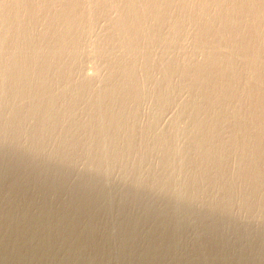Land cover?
<instances>
[{"label":"rangeland","instance_id":"1","mask_svg":"<svg viewBox=\"0 0 264 264\" xmlns=\"http://www.w3.org/2000/svg\"><path fill=\"white\" fill-rule=\"evenodd\" d=\"M89 1H91V2H89ZM89 1L85 0L86 3L84 4V8L86 9V11L84 10L85 13L83 14V16H86V14H87V16L89 15L90 17L88 18L86 16V17L80 18V20L83 18L86 20V22H84V23H83V21H85V20H81V21L79 20V22H78L77 19H74V21L75 20H77V21L73 22L72 15H69L70 13H67L69 16H67V14H65L66 12H63L64 14H62V12H61L62 10H60V8H62L60 6L61 5L60 2L58 3V1H54V2H57L59 4L60 7L58 8L57 3H54V2L52 3L51 1H49L48 3L44 2L45 4L47 3L46 5L48 7L46 9V7H45L46 5H44V11L49 10L47 12L51 13V15L48 13L49 16H51V17L49 18L48 15L44 16V14H43L44 18H42V21L41 22L39 21V22H37V24L34 25V27L36 29H38V31L33 29L34 27L32 28L34 31L31 29L30 30L28 29L29 31L23 30L26 28L22 29V32H23L22 34L23 35L25 34L24 37H26V35H27V37L33 36L35 39V38H39V37L41 38L43 36L42 34L46 30V27H50V26L53 27L51 29H55V32L60 33L59 36L60 35L62 36L64 34H66L67 32H70V31L65 30L68 28V25L70 26V29H71L70 34L73 32L71 34L72 38L75 37V38L71 39V41L73 40L75 42V44L73 41L72 42L71 41H68V42L63 41V42H66L69 44L71 43V46L74 45L73 47L70 48L69 44L65 43L67 45L66 46L62 42H60V44L61 45L64 44L65 47L63 45H62L63 47L61 45H58L59 41H61V40L57 39L58 37H55V39H54L53 35H49L50 37L47 36L49 39L46 37L47 41L46 40L45 41L48 42L46 44L48 45L50 43V45H48V46L45 44V41L43 42L45 37L41 38L42 41H40V43H41L40 47H39L40 52L50 51L52 49L51 46H53L51 43L53 42V44H54V40H55L56 44L58 43L55 46H57V48L60 51H62V53H63L62 57L58 60L59 67H58V65L56 66V69L58 71L55 69L50 70L52 72L54 71L52 73L49 70H48L49 71L48 72L47 69H44V70H46L44 72V70L42 69V70H40L41 73L39 72L37 74V71H39V70H36L33 67L31 69L30 65L33 63H30V62L32 61L31 59H32V56L34 55V53L31 54L32 56L29 55L30 57L27 56L26 54H28V53L30 54L32 52V50L34 49V48H32L33 47L32 44L25 43L26 44V46H25V44H22L23 42L22 43L18 42L13 47L15 50L10 49L9 47H6V45H4L3 47H0V50H2L3 53H6L5 58H4V56L2 55L3 53H1V51H0V53H1L0 57L2 56L1 60H0V66L3 65V64H1L3 62H4L3 66H5L6 64L10 65V71H12L11 75H15V73H17V71L21 67L27 68V70H26L27 72L25 73L26 79L23 76L22 79L19 78V79H17L18 81L16 80L18 83V89L21 88V86L25 84L26 80L33 79L34 76L37 77V76H39V74H40V76L42 75L41 77L39 76V78H40V79H38L39 82L37 81L38 77L37 78L35 77L36 79H33L34 82L37 81V83L40 84V80L42 79L46 85L49 83L47 85L48 89L47 90L43 89V91L41 90L42 92L40 91L39 88H37V87H39V85L36 84L35 87L37 89L33 88L34 86H32L30 89H28L29 91L25 89V91H21L22 93L20 92L21 95L26 94V96L22 95V97H21V95L20 94L18 95V93L15 94V96H14V90L15 91L17 90V87H15L14 85H17V83H15V84H13V82H11L12 84L10 82L7 83V81L4 80V77L2 75H0L1 76L0 77V82H1L0 84L3 83V85H0V90H1L0 94H3L4 96H6L5 97L6 99H3L4 96H3L2 100L0 99L1 100L0 104H2V102H3V104H5V102H6V104H5L6 107L4 106L5 108L3 106L0 107V110H1L0 111V122H2V125L0 124L1 125V127H0V136H1L0 140H2V142H3L2 143L0 141V145L3 144L2 145L3 148L0 146V264H264V175H263L264 171H262V168H264V161L261 160L264 158V150H263L264 148H260L261 144L264 147V139H262V137L264 138V131H263L264 130L263 129L264 128V123H263L264 122V119H263L264 118V105H263V103H264L263 102V100H264V96H263L264 95V90H263L264 89V76H263L264 73H262V72H264V70H263L264 69L263 68L264 63H263L262 67H261L262 62H261V65L257 64L255 66V68L260 67L259 70L257 68H256L257 70L252 69L253 71H251V68L246 69V71L247 70L251 71L253 76H255L254 72H256V74H258L257 78L262 77V79H263V80H261V78H258V80H260V82H262V83L258 82L256 86L254 85L260 91L258 92V90L254 87L256 92L254 91V89L250 92H253L255 94L250 93V95H247L248 97H253L251 99L249 98V100L252 104V102H253L252 100L255 99L256 96L260 97V95L263 94L262 95L263 97L261 96V98H262L261 101L263 103L260 102V104H259L260 107H259V105H256L257 107H259V110L257 107L254 108L255 110L257 108L256 111H254V109L252 107H251L252 109H250V106H253V104L252 105L250 104V106L248 105V102H249V101H247L248 97H247V99L246 98L244 99L247 101L248 107L246 106V102L245 103L243 102V106L245 104L246 108H240L239 107V109H240L239 110L237 107L242 106L241 105L242 103L239 101V104H240L239 105L238 103H235L234 102L235 99L232 98L230 103H227V106L225 105V107H223L224 110H227L224 112V114L225 115L227 114L229 116V118L227 115H226L227 117L224 116L227 118V119L226 118L225 119L231 120V118H232V121L228 120L229 121L228 122L226 120H223L224 122H222V120H221V123H222L221 126H219L221 124L220 122H219L220 124L218 123L219 125L212 122L213 124H215V125H213L211 123V121L214 120L216 108H217L218 112L221 109L220 105L217 106V103L220 104V102L219 101L214 102L216 98H215V96H213V94H215V93L218 94V92H217L218 90L214 89V90H216L215 93L213 92L214 90H212V91L210 90V92L212 94L209 93V95H205V96H204V94H202V96H200L201 94L198 93L200 91H198L199 88H198V86H196L197 85L196 80L190 81L188 79L189 81L185 82V79H187V78L182 77L183 75H181L182 73L179 70L175 71L171 67L165 68L168 73L166 72V70H164L163 63H164V60L166 58L169 59V63H171V61L174 62L171 64V66H173L175 63L177 65V63H180V62L181 63L184 62V65H186L187 60H185V59L186 58L190 59V57L193 59L195 57L194 60L197 59L196 61H198V62H203V61L205 62V60H203V59H205L204 57H206V54L208 56V53H209V55H210V53L212 54V55H210V57H212L215 54L219 58L221 55L220 54V48L218 47L219 48L218 49L215 46V44H213V43H210V46L213 44L212 46H215V48L218 50H215V48L213 49V47L212 46L210 47L209 44L207 46V42L204 44H199V45L196 44L197 46H195L194 44L196 42L194 39L196 37V34H192L193 30L191 28V25H188L186 27V30L185 29L183 30V33H181L182 31H178V30L175 31L174 30L177 33L176 35L174 34L175 32L172 29H170V31H172V33L169 31V28H167L168 26L165 24H167V22L172 18L173 13L170 14L171 18L170 17L168 18V16H166V15H168V12L170 13V11L174 12V15H176L178 12H180V11H178V12H176V11L182 9L181 8L182 2H180L181 0L179 2H175L173 5H171L172 6V8L170 7L171 10L168 11L167 14L165 15L167 17L166 18L167 20L166 19L163 20L164 17H159V20H160V18H162L161 20L165 21V24L163 22H160L161 20L159 21L158 18H157V20L159 21L160 24L157 22V20L155 22L154 19H152L153 17H151V15H153V14L150 15V12L149 13L147 12V14L145 16H143V18H141V19H144V18L148 19L149 18L148 19L149 22H147V21L141 22L142 25H148L149 24L148 28L146 30L147 34H146V31H144L142 33L141 32L139 33L141 36L140 35L139 36L132 35V36L133 37H140L141 38L140 41H146L147 42V44H145L146 42L141 43L143 45L141 48L144 49L143 51L146 54H144V53L142 54L143 51L141 52V50H140L141 48L137 49L140 52L139 51L137 52V50H136L137 53L135 52V54H134V51L136 48H130V47L123 48L124 50L128 49L126 51L127 53L123 52L121 45L119 47L118 41L117 42L111 41L110 37H114V34H116L115 35L116 37H117V34H118V37L120 34V37H121V34L123 35V33H124L119 28H115V29L116 30L118 29V31L120 30V33L117 32L116 30H114L113 25H112V19H115L116 17L121 15L120 12L122 9L121 10H119V9L125 8V6H126V5H124L126 3L125 1L121 0L122 6H120L121 2H118V1H117L118 3L116 2V4H118V6L120 8H118V6L115 4V2H113V4H112V2L109 3V4H111L110 7H109V4L104 5L105 6L104 8L108 7L109 9L106 8L107 10H105V9L100 10L101 12L99 11L100 12V13L98 12L99 14L96 12L97 8H95V7H98V5L101 3L100 2L101 0L100 1L99 0H93V1L89 0ZM94 1H97V2L94 3ZM98 1H99V4H98ZM139 1H141V0L137 1L138 3L136 4V6H140L141 3ZM202 1L204 3L206 0L205 1L202 0ZM202 1H200L201 4L199 3L201 6L204 5L202 3ZM92 2H93V4H92ZM143 2H144V0H143ZM143 2H142V4H144ZM209 2H210V0H209ZM90 3L93 6H90L91 5ZM48 4H50V5L48 6ZM51 4H53L54 6L56 4V9ZM114 4H115V7L117 6L116 9H114L115 8ZM85 5L86 6L88 5L87 6L88 11H87V7ZM112 5H113V7H112ZM52 7L54 8V10ZM92 7H94V8L92 9ZM26 10H28V9L24 8L22 13H24ZM51 10H52V12H51ZM55 10L60 12V14L59 13L57 14L56 13L57 11L55 12ZM103 11L104 12L108 11L109 14H108V12L103 13ZM123 11H124V9H123ZM89 12H91L92 15ZM117 12H119V13H117ZM52 13L54 15H52ZM95 14H96V17H95L96 19L93 18L95 16ZM97 14H98V17H97ZM57 15L58 16L61 15V16L58 17ZM65 15H66V17H65ZM101 15H103V17ZM148 15L150 17H147ZM161 16H163V15H161ZM56 17H58V18H56ZM62 17L64 20L61 19ZM175 17H177V15ZM51 18H52V21L50 20ZM53 18H55V20ZM65 18L66 19L70 18V20H66ZM87 19H89V21ZM146 19H144V20H146ZM186 19H184L185 20L184 22H187L186 24H188V21H190V19H187V20ZM45 20H47V22H43ZM48 20H50V21L48 22ZM56 20H57V22H56ZM71 20L74 24L72 22L71 23L67 22V21H71ZM91 20H93V21H91ZM109 20L111 23L108 22ZM59 21L62 23V25ZM64 21H66L65 25H63L65 23ZM150 21L155 22V23H152V24H154V27H155L156 23H158L159 26L161 25L162 27H163V25H165L166 31H164L165 27L162 28L161 26H160L161 27V31H160V27L158 28L157 27L158 24H156V27L159 29V31H158L160 34L159 36L161 38L159 39V36H158V38L154 39L155 41H153V43L149 44L148 43V39H149L148 34L153 30V27H152L153 25L152 24L150 25V23H151ZM42 22H43V24H42ZM55 22L56 23L59 22V24H56ZM190 22H189V24H191ZM38 23L40 25H38ZM67 23H68V25H67ZM75 23H77V24L81 23L80 25L78 24L80 27L77 24L75 25ZM85 23L86 24L90 23V24L86 25L87 27H85V26H83ZM48 24H49V26H47ZM37 25H38V28H37ZM55 25H56V27L60 26L59 30H58V28L54 27ZM73 25H75L76 27ZM15 26H18V25L16 23H13V27H15ZM71 26H72V28H71ZM11 27H12V25H11ZM150 27L152 29H149ZM156 27L154 30L157 29ZM109 28H110V30H109L110 34L109 35H111V36L108 35V33H109L108 29ZM61 29H64V30H61ZM70 29L68 28L67 30H70ZM41 30H43V31L41 32ZM60 30H61V32L63 31L64 33L61 34ZM26 31H27V33H26ZM31 31H32V33H29ZM51 31H53V30H51ZM121 31L123 33H121ZM167 31L169 34L171 33L170 37H172V38L169 37V34L167 33ZM184 31H186L187 33H189V32L190 33L192 32V33L188 34V36H187V33ZM194 31H195V29H194ZM33 32L34 33L37 32V35H36V33L34 34ZM38 32H40L41 34ZM114 32H117V33H114ZM165 32H166V34H168V38H169L168 40H171L170 42L168 40H166L167 35L165 34ZM28 33L31 35L28 36ZM38 34H40V36ZM77 34H79L78 36H81V38L82 39L84 38V39L80 40L79 39L80 37H78ZM82 34L84 35V37H82L83 36ZM143 34H144V36H143ZM172 34L175 35L174 38H173ZM262 34H263V29H262ZM71 35L68 37H71ZM73 35H75V36H73ZM105 35H106V37L108 35L110 40L108 37L105 38ZM162 35H163V37H162ZM177 35H179L180 37L182 36V37L176 39L175 37H178ZM76 36L78 39L76 38ZM151 36H152V33H151ZM183 36L184 37L186 36V37L183 39ZM51 37L54 40L51 41L50 40ZM143 37H144V40H143ZM190 37L192 39L194 38L193 40L195 43L192 41V39H190ZM101 38H103V39H101ZM145 38H146V40H145ZM156 39H158V40H156ZM174 39H176V40L174 41ZM181 39H182V41H181ZM185 39H187V40H185ZM106 40H107V45H106L107 49L104 48L105 44H106ZM172 40L174 41V43ZM184 40H185V42H184ZM49 41H51V42H49ZM81 41H83V42H81ZM102 41H104V42H102ZM79 42H81V43H79ZM110 42L112 45L110 44ZM114 42L119 47L118 48L116 46V49H118V51H120V49H121V52H123V53L117 52V50L114 47V45H115ZM166 42H168L167 45H166ZM182 42H184L185 44ZM19 43H20V45H19ZM113 43H114V45H113ZM180 43H182V44H180ZM186 43H189V46H191V48L189 46H187L188 44H186ZM42 44L46 45V47L44 45L42 46ZM79 44H81V46ZM108 44H110L112 47ZM163 44L165 46H163ZM177 44H179V45L177 46ZM21 45H23V47H21ZM76 45H79L77 48H80V49L74 50V47L76 48ZM159 45H162V46H159ZM180 45H182V46H180ZM203 45H205L204 48L202 47ZM234 45L235 44H233L230 47V49H235V47L232 48ZM154 46H155V48H154ZM68 48H70V50H68ZM109 48L110 49L113 48V50L111 49V52H110ZM150 48H151V50H148ZM152 48H154V49L152 50ZM179 48H180V50H179ZM186 48L188 49V51L186 50ZM182 49H183V51H181ZM189 49L192 51H190ZM206 49H207V51L209 49H211V50L208 51V53H207V51H205V54L203 55L202 52H204V50H206ZM76 50L79 51L80 55L78 53H76ZM100 50H102V52ZM155 50H156V52H154ZM213 50H215L217 53ZM262 50L264 52V49H262ZM262 50L260 51V53H262ZM128 51H130V52L128 53ZM189 51H190V53H189ZM22 52H23V54H25L27 56V58L29 60L26 59V56H25V58L23 57L24 55L22 54ZM131 52H133V54H131ZM148 52H150V53L147 54ZM75 53H76V55L77 54L78 55L77 56L74 55ZM156 53H158L159 55H157ZM183 53L185 56H183ZM233 53H234V51L230 52L231 55ZM10 54H11V56H10ZM16 54H17V56L20 55L19 58L21 60L18 59ZM126 54H128L129 57ZM136 54L138 55L137 58L135 57ZM150 54H152L153 57L156 54V56L154 57V62L155 61H157V62H155V63L152 62V64L147 63V61H149L147 58H149ZM165 54H168L169 57H171V56L172 57L168 58V56H166ZM175 54H176V56H175ZM187 54H188V57H186ZM194 54L197 55L198 58L196 56H194ZM230 54L227 53V55H230ZM262 54L264 55V53H262ZM262 54H259L260 59L264 58V57H262L263 56ZM70 55H72V56L70 57ZM108 55H109V57H107ZM124 55L127 56V59ZM131 55H134V56H131ZM144 55H145L147 61H145ZM178 55H179V58L177 57ZM12 56L14 57V59L12 58L14 62L11 59ZM101 56H104V57H101ZM216 56H214V58H217ZM7 57H10V59ZM22 57L24 58V60L22 59ZM72 57L74 59L73 63H71ZM130 57L131 58L135 57L133 59V60H135V65H136L135 69H134L135 65H133V66L128 65V64H131L130 62H127ZM16 58L18 59L19 63H18V61H16L17 60ZM104 58L106 59V63H108V64L110 63L109 66H108V64L105 63ZM131 58L129 61H132ZM237 58H239V57H237ZM7 59L13 62L12 66H11L12 62L9 61V63H8ZM66 59L68 61H70V63L72 65L69 63V65H70L69 66L67 64L68 61H66ZM117 59H119L118 62L116 61ZM159 59L161 61H158ZM167 59L165 60L166 63L168 62ZM170 59H172V60H170ZM175 59L177 61L178 60L179 61L177 62V61H175ZM239 59H241V58H239ZM239 59L235 60V64L237 66L234 65V70H236L237 72L241 71L240 72L241 74H243L242 72L246 73V75L248 74V76H246V77L249 78L251 76V72L247 73L248 71L245 72L243 70V68H241L242 65H245V64L242 60L241 61L243 63L241 61H239ZM2 60H3V62H2ZM33 60H34V58H33ZM108 60H109V62H108ZM125 60H127V61H125ZM183 60H185V61H183ZM20 61L23 63L21 64ZM61 61H62V64H60ZM75 61H77V62H75ZM115 61L117 63V67L115 66L116 63L114 65ZM138 61H139V63H138ZM237 61L241 62L242 65H240L241 63H239V62L237 63ZM16 62H17V66L15 64ZM120 62H122V63H120ZM75 64H77L78 67ZM120 64H122V65L126 64L127 65V67L124 68L125 70L122 69V66ZM155 64H156V67L159 64V67L156 68ZM180 64L178 67H180V69H181L183 67V65L181 64L182 65V67H181ZM26 65H28L30 69H28V66H26ZM119 65L121 67H119ZM124 65H123V67H124ZM137 65H139L138 68H137ZM150 65H152V66H150ZM176 65H175V67H176ZM3 66H1V67H3ZM74 66H76L75 68L78 71L74 68ZM110 66H112V67L115 66L114 68L115 69L119 68L120 71L122 69L123 73L122 72L120 73V71L118 69L117 70L114 69V73L111 72L112 74H110V77H109L110 71L113 70V69H111L112 67L110 68ZM162 66H163V69H162ZM252 66L253 65H250V67H252ZM128 67H129V69H132L133 71H135L133 75H132L133 71L131 72V70H129ZM147 67H150V68L147 69ZM247 67H248V65H247ZM68 68H70V69H68ZM71 68H72V70H71ZM142 68H143V70H142ZM155 68H156V70H155ZM158 68H161V69H158ZM15 69H17V70L15 71ZM65 69H66V71H65ZM126 69L128 70V73H127ZM144 69L149 70V72L147 70L145 71ZM150 69H153V70L150 71ZM169 69H170V72H169ZM13 70H14V73H13ZM29 70L30 71L33 70V71H31L33 74L35 72L36 73L34 75H32V73L29 72ZM70 70H71V72L73 70H75L77 72L73 71V75H72V73L69 72ZM141 70H142V72H141ZM159 70H160V72H159ZM59 71H61V74H63L65 77L63 75H61L60 73H58ZM62 71H63V73H62ZM115 71H116V73H118V75H115ZM137 71L139 74H137ZM143 71H144V74H142V76H143V78H142V76H139V75H141V73H143ZM177 71L180 73L176 74ZM42 72H44V73H42ZM46 72H47V76L45 74ZM124 72L127 73L129 77H130V75H131V77L134 76L135 73H136V76H134V79L133 78H124L125 77V76H123L125 74ZM161 72L163 74H161ZM237 72H235V73L240 74ZM260 72L262 73V76H260V74H261ZM49 73H50V75H49ZM55 73H58L57 75L61 79L57 78L58 76H56ZM74 73H76V76L74 75ZM165 73H166V75H164ZM29 74L32 76L31 78L29 77L30 76ZM51 74H55V75L51 76ZM169 74H170V76H169ZM111 75H114V76L111 77ZM150 75H151V77H150ZM45 76L48 78H46ZM128 76L126 75V77H128ZM161 76H163V78ZM175 76H176V79H175ZM114 77H116V78L119 77L120 79L119 78L116 79ZM139 77H141V78H139ZM177 77L178 78L182 77L183 80H182V78H180V81L182 80L180 82L177 79ZM251 77L249 78V80L251 83H254L255 77L252 78L253 81L251 80ZM110 78H111V80L109 81ZM137 78L139 80L142 79V81L144 79V81H147V82H144V81L139 82V81H137L138 80ZM164 78L165 79L167 78L166 81L168 83H164V82H166ZM1 79H3V80H1ZM51 79H53V81ZM115 79L119 80L118 83ZM158 79H162V80H160L161 82ZM173 79H175V80H173ZM21 80H23L24 82ZM62 80L63 81L65 80V82H62ZM81 80L82 81L86 80L85 82H83L85 84H83ZM112 80H113V83H111ZM125 80H128V81H125ZM153 80L156 83H158L157 80L159 81V83L163 82L162 83L163 85L159 84V86H158V84L155 83L156 87H154V86H152L154 84ZM168 80L169 81L171 80V81L169 82ZM245 80H241V81L243 82ZM16 81L14 80V82H16ZM51 81L56 83V84L54 85V83H52ZM79 81H80L81 85L83 84L84 87L86 85V89L84 88L85 90L83 89V86L78 84ZM87 81H89V82H87ZM34 82H33V84H34ZM61 82H62V84H61ZM72 82H73V85H72ZM86 82L88 84H86ZM114 82H115V84H114ZM120 82L121 83L124 82V83H122V85H121ZM133 82L138 87L139 86H142V87L138 88V87H136V85L133 86L134 85ZM189 82L191 84L194 83V85L195 84L196 85L195 86L191 85V84H189ZM227 82H228V84L230 83V81H228V79H227ZM233 82L234 81H231V85L233 84ZM4 83H5V85H4ZM51 83H52V85L49 86ZM119 83H120V87H119ZM126 83L128 85H126ZM139 83H144L145 85L144 84L140 85ZM171 83H173V84H171ZM184 83H188L189 86L191 85L190 87H193V86L194 87L192 89H190V88H188L189 86H187L188 84L185 85ZM57 84H61V85L58 86ZM90 84H92V86L88 87V86H90ZM258 84H260V89H259ZM111 85H112V87H111ZM113 85H115V86H113ZM129 85L130 86L132 85L131 88H129L130 87ZM165 85L166 86L170 85L171 87L170 86L166 87ZM173 85L176 87H174ZM262 85H263V87L261 89ZM4 86H6V87H4ZM7 86H9V87H7ZM53 86H54V89H53ZM74 86H75V88H74ZM76 86H77V88H76ZM11 87H13V89ZM55 87H56V90L58 91L57 93H56ZM59 87H61V89ZM121 87H123L122 90H124V89L126 90V88H127V91H126L127 94L125 91H124V93H123V91H121L123 94L118 92V91H120ZM10 88L12 89V90H10L12 92L9 91ZM22 88H24V86H22ZM62 88L64 90L68 88V90L64 91ZM108 88H110V89H108ZM140 88H143V89H141V91H140L139 90ZM158 88H159V90H158ZM177 88H178V90H177ZM186 88L189 90H187ZM32 89H34V90H32ZM58 89L62 90V91L60 92ZM72 89H75V92H73L74 90H72ZM81 89L84 90L83 94H82L83 90H81ZM117 89H119V90H117ZM128 89L131 90V92L133 89V92L135 91L136 93L132 92V94H130V91ZM166 89H167L168 93H166L167 92ZM171 89H173L174 91ZM30 90H32V91H30ZM48 90H50V91H48ZM106 90L107 91L111 90V91L107 93ZM137 90L139 92H137ZM157 90L159 92L156 93ZM261 90L263 92H261ZM33 91H35V92H33ZM36 91H38V92L40 91V93L38 95H36L38 93ZM44 91H46V93ZM76 91H77V95L74 96L73 94L74 93L76 94ZM104 91H106V92H104ZM160 91L162 92L161 94H160ZM171 91H173V92L171 93ZM195 91L196 92L198 91L197 94L195 93ZM8 92H9V94H7ZM32 92L35 94V96L33 95L34 100L33 99L30 100L32 98V96H31L32 94H30V96H31L30 97L29 93H32ZM48 92H52V93H48ZM59 92H60V94H58ZM66 92L69 94H66ZM88 92H89V94H88ZM163 92H165V93H163ZM11 93H13V95ZM53 93H54V95L57 94L58 97L60 95L61 97H59V98H60V100L62 99L61 100L62 102L65 100L66 101L70 100L71 102L65 101V103L62 104L60 102L59 98H56L57 95L54 96ZM61 93H63V94L65 93L67 97L65 96V94L62 96ZM90 93H91V95H90ZM105 93L109 94V95H106V97L105 96L103 97L102 94L105 95ZM139 93H141V94H139ZM155 93H156V95H155ZM45 94L51 95L52 98L48 97V95H47V97H45L46 96ZM124 94H125V98L121 97V96H124ZM133 94L135 97L136 96L137 97L135 98L133 96ZM166 94L169 95V97ZM198 94H200V95H198ZM10 95L12 97H15V99L13 100V98L10 97ZM110 95L113 96V98ZM118 95L120 98L117 97ZM160 95H161V97H160ZM172 95H173V97H172ZM254 95H256V96H254ZM37 96H38V99H39V96L45 97V98H40V100L44 99L43 100L44 102L41 101L43 103V104L41 103L42 105L39 103L40 101L39 102L35 101V100H37V98H36ZM126 96H128V99L126 98ZM209 96H211L215 99H213V100L208 99V101L211 100L212 105L206 106L205 100L207 97L209 98ZM70 97H72V98H70ZM108 97H110V98H108ZM131 97H133L132 98V100L134 99L133 101H131V99H130ZM165 97H167L168 99L166 98L167 99L166 100ZM196 97H198V98H196ZM201 97H203L205 99H200ZM8 98H10V100L11 99L12 100L10 101ZM26 98H27V100H26ZM47 98H48V100H47ZM53 98H55V99H53ZM106 98L108 100H106ZM139 98L141 101L139 100ZM156 98H158V99H156ZM159 98H160V100H159ZM169 98H170V100H169ZM72 99L74 101L76 100L75 101L76 103L74 101H73L74 102L73 103ZM109 99H111V101H109ZM118 99H121V100L119 101ZM122 99L129 100L130 103L134 107L135 106L137 107L136 109L138 111H136L132 105H130L131 107L129 105H127V103L130 104L127 100H125V103H126L125 104L124 100H122ZM193 99H197L199 102L202 100L203 102L201 101V103H199V105L197 106L196 104H198V101L194 100L196 102V104H195ZM5 100H7L9 102H7ZM15 100L17 101L16 104H15V102H16ZM45 100H46V102H45ZM56 100H57V102H56ZM116 100H118V101H116ZM136 100H137V102H136ZM163 100L165 101V103ZM12 101H14V102H12ZM23 101H25L26 103H23ZM27 101L29 102V104H31V103L32 104L28 105ZM30 101H32V102L30 103ZM47 101H49V102H47ZM53 101H55V102H53ZM107 101L111 102L112 106H111V104H109V102L107 103ZM159 101L160 102L162 101L161 103L164 105L159 103ZM11 102H12V104H10ZM21 102H22V104H20ZM36 102L39 104V106H37L38 104H36ZM50 102L54 103V104L53 103L52 104L54 105V107H56L55 111L51 110V109L45 110V108H47V107L48 108H54L51 106L52 104ZM118 102H121V103H118ZM191 102H194L195 106H193ZM231 102H233V105L231 104ZM48 103H50L49 104L50 106L48 105ZM55 103H56V105H55ZM68 103H70V104L68 105ZM234 103L238 106H236ZM261 103L263 105V108H261ZM17 104H19L20 106H18ZM23 104L25 105V107ZM34 104L37 106V109L35 108L36 106ZM65 104H66V106H64ZM94 104L96 107L94 106ZM138 104H139V106H138ZM183 104H184V106H183ZM16 105L18 106V108ZM59 105H61V106H59ZM161 105H162V107H161ZM165 105H167V106H165ZM10 106L11 107L14 106L13 108L16 110L11 109ZM26 106H27V109H26ZM41 106L45 107V108H43L44 110L43 109L40 110V108H38ZM159 106H160V108H159ZM199 106H201V107H199ZM20 107H21L22 111L21 110L19 111ZM57 107H58V110H60L62 108L63 109L60 110V112H59L57 110ZM123 107L126 111L123 109ZM163 107H164V109H163ZM211 107L212 108L214 107V108L212 109ZM28 108H29V110H28ZM118 108H120V109H118ZM126 108L129 110V113H128V110ZM131 108H132V110H131ZM196 108L201 109V111L196 109ZM247 108H249V110L254 111V112H251V111L249 112ZM3 109H5V111ZM8 109H11V110L8 111ZM38 109L42 112L40 113V111H37ZM116 109H118L119 111ZM210 109H211V111H210ZM236 109L238 111H236ZM242 109H244V110L246 109L247 112H249V114H247V112H246V114L250 117L253 116L251 118L252 119L255 118L254 119L255 121L250 119V117H248L246 114L242 115L243 113H245ZM23 110H25V112ZM32 110H34V112ZM50 110H51V113L54 114V116H53V114L52 115L50 114ZM95 110H96V113H94ZM230 110H231V112H230ZM10 111L12 113L14 112L13 117H12V114ZM15 111L16 112L17 111L23 112L22 115H21V113L18 112L22 116V118L19 114L18 115L20 117L17 116V113ZM27 111H30L29 113H31V114L33 113V114L32 115L28 114ZM35 111H36V113H35ZM56 111H57V113H56ZM104 111H106V112H104ZM116 111H117V113H116ZM134 111H136V112H134ZM2 112H4V113H2ZM43 112L45 114H43ZM74 112L76 114L73 116ZM102 112H104L106 114H104ZM111 112L114 113V116H113V113H111ZM130 112L131 113L134 112L135 113L134 116H136V117H134L133 114H131ZM194 112H196L195 115H194ZM199 112H200V114H199ZM202 112L206 115L204 116V114H202ZM236 112L237 113L239 112V113L237 114ZM241 112H242V114H240ZM258 112L259 113L262 112L263 114L260 115ZM46 113H47V115L48 114H50V115L47 116ZM58 113H60L61 115L59 114L57 116ZM122 113H125V114L120 115ZM127 113L129 115L126 116ZM257 113L259 114L258 116H263L261 119H260V117L257 116L259 118V120H262L261 122H262L263 126L261 125V122H259V120L254 116ZM10 114H11L12 118L11 117L9 118ZM23 114L26 117H24ZM35 114H37V115H35ZM41 114H42V116L44 115L43 118H41L42 117ZM89 114L90 115L93 114V115L90 116ZM102 114H103V117H102ZM116 114H118L117 118H116ZM197 114H198V117L200 119L197 117L193 118L194 116H197ZM190 115H192L191 119H190ZM200 115L202 116V118L204 116V118L202 119L200 117ZM232 115H233V117H232ZM237 115L239 116V118L241 116L242 117L244 116L243 118H245V119L240 118V120L237 121V119H239ZM37 116L38 117L40 116V118H37ZM59 116H61V117H59ZM69 116H72V117L70 118ZM88 116H90L89 118L91 120L88 118ZM236 116H237V118H236ZM16 117L20 118L23 121V123L21 122L20 119H17L18 120L17 121ZM63 117H65V119H67V120H65ZM67 117L70 119H68ZM119 117H121V118L118 119ZM208 117H209V120H208ZM13 118H15V122L12 121ZM59 118H60V120H59L60 124L58 123V121H56ZM125 118L126 119L128 118L127 119L128 121ZM132 118L135 120V122H134V120H132ZM233 118L236 120H234ZM5 119L9 121V124L8 123L6 124ZM24 119H26V120H24ZM28 119H29V121H28ZM38 119H40V121L41 120L42 121L39 122ZM49 119H53L55 121L51 122V124H50ZM72 119L74 120V122ZM113 119L115 121V124L111 125L110 122L112 123ZM116 119L118 120L119 123L116 122L117 121ZM123 119H125V121ZM194 119L197 121L199 120L198 123L196 121H194ZM48 120H49V122H48ZM89 120L92 121V123H89L90 122ZM200 120H202V121H200ZM207 120H208V123H207ZM243 120L247 122L246 125L244 124L245 122ZM249 120L251 122L254 121V123L256 122L257 124L255 123V126H254V123H251V124H253V126H250ZM16 121L18 122V124L20 123L21 125H18L16 123ZM45 121H46V125L50 124V125H48V127L45 124H43V122L45 123ZM60 121H62V122H60ZM129 121H132V122H129ZM225 121L227 124L233 123L234 125L233 124L227 125L225 123ZM239 121L240 122L243 121L244 123L241 122L243 125H241V123L235 124V122L239 123ZM3 122L5 125H3ZM10 122H11V124H15V123L16 124L11 126ZM26 122L28 124L27 126H26ZM37 122H38V124H36ZM67 122H69L68 125H67ZM86 122H88L89 124ZM202 122H203V124H201ZM34 123H35V125H34ZM41 123H42L43 127L40 126V128H39V124L41 125ZM61 123H63V124H61ZM129 123L133 124L132 129L130 128L131 124H129ZM134 123H135V125H134ZM56 124L57 125L59 124L60 126L59 125L57 126ZM194 124L197 126H195ZM205 124L209 127H210V125L211 126L213 125L212 129L213 128L214 129L209 130L211 127L207 128V126ZM17 125L19 127L21 126L24 129L18 130V129H21V127L19 128ZM44 125H45V128H44ZM63 125L69 126V128L67 127L68 129L65 128L67 131L68 130L70 131V133L69 132L67 133L65 131L67 133V136L65 135V132L62 131V130H64ZM98 125L101 126L102 131ZM118 125L123 127V128L121 127V131H120V127ZM125 125L126 126L130 125V126L126 127ZM200 125L203 128L200 127V130L198 131V128ZM248 125L250 126V128L253 127L254 130H250ZM4 126H7V127H4ZM62 126H63V128H62ZM88 126H90V127H88ZM193 126L195 128L197 127V130ZM224 126H226V127H224ZM239 126L241 129L239 128ZM244 126L245 127L247 126V128H249V129L243 128ZM12 127L15 129L13 130ZM25 127L27 130L25 129ZM60 127L62 128V130L60 129ZM108 127H110V128L108 129ZM113 127H117L118 129L113 128ZM124 127H126V128L124 129ZM190 127H191V130H190ZM222 127H224V129ZM259 127H261L262 130L259 131ZM33 128H35V129H33ZM89 128H90V130H89ZM135 128L137 130H139V133ZM228 128H229V130H228ZM230 128L233 130V133H230V132H232ZM253 128H251V129H253ZM42 129L45 132L42 131ZM47 129H48V131H47ZM126 129L129 132H127ZM235 129H237L239 134H236L237 131H235ZM257 129H258V132H257ZM15 130L19 134L21 132H23V133H21V135H19L16 133ZM35 130H36V132H35ZM72 130H73V134H72ZM97 130L100 133V135L97 132ZM103 130H105V131H103ZM108 130H111V131L109 132ZM188 130L190 131L189 136L191 133H193L194 130L195 131L193 134H196V135H193V134L191 135L190 141H189V139H187ZM220 130H222V132H223L222 134L220 133ZM239 130H241V131H239ZM37 131L38 132L42 131V133L45 135V138L44 137L42 138L41 133H37ZM75 131H76V133H74ZM107 131H108V133H107ZM122 131H124L125 133ZM133 131L136 133H134ZM234 131H235V135H233ZM247 131H249L250 134H251V132L256 133V136L254 133H253L254 134L253 136H251L252 134L251 135L249 133L247 134L246 133ZM1 132L4 133L5 137L2 135L3 133L1 134ZM120 132H121V134H120ZM201 132H202V134H201ZM259 132H261V133H259ZM34 133H36L39 136L37 137V135ZM215 133H218L217 135L219 137L216 136ZM225 133L229 134V135L231 134V136H233V137L230 138V136L228 135L227 138L229 137L230 139L229 138L227 139ZM240 133H241V135H240ZM262 133H263V136L261 137L260 134H262ZM112 134L114 135L113 137H112ZM131 134H136V135L133 136ZM213 134H215L216 137ZM219 134H221V135H219ZM242 134H244V136ZM13 135H14V137H12ZM16 135H19V136H16ZM31 135L34 136L35 138L34 137L32 138ZM77 135L80 138H77ZM116 135H118V136H116ZM130 135L132 136V138L130 137ZM205 135H208V136L204 137ZM210 135H212V136H210ZM247 135H248V138L251 142H245L244 141V140H246V141L248 140ZM15 136H16V138H15ZM196 136L198 139L195 138ZM40 137H41V139H40ZM97 137H98V139H97ZM208 137H210V138H208ZM212 137H213V139H212ZM237 137L239 139L236 140L235 138H237ZM253 137L256 140L252 142V140H254ZM257 137H260L259 138L260 141L258 140ZM1 138H3V139H1ZM76 138L81 139V141H78ZM111 138H112V141H111ZM188 138H190V137H188ZM201 138H203V139L206 138L207 143L205 142V140L203 141V139L199 140ZM216 138H218V141H219L218 143L221 144L222 148H219L221 146H216V143H217ZM221 138H222V140H224V138H225V140H224L225 143H224V141L220 140ZM242 138H243V140H241ZM10 139H12V140H10ZM15 139H16L17 144L15 142ZM32 139L33 140L37 139V140L33 141ZM99 139H100V142H99ZM193 139H196V140L194 141ZM210 139L212 140V142H211L212 145L210 144V141H211ZM40 140L42 141V143L38 142ZM109 140H110V142H109ZM127 140H130L131 145L128 144L129 142ZM132 140H135V141H132ZM238 140L239 141L241 140V141L239 142ZM257 140L259 142H261V141H263V142H261L260 144H255V142H258ZM131 141L134 143H132ZM193 141L195 143H192ZM196 141H197V143H196ZM198 141H201V142L198 143ZM220 141H222V142H220ZM227 141L229 142L228 145L226 144ZM242 141H243V143H242ZM10 142H11V144H10ZM13 142H15V143H13ZM60 142H62L63 144L64 143L66 144V142H67L70 150L65 148V146L67 147V144L66 145L64 144L65 146L63 147V145L62 146L60 145L61 144ZM174 142L176 144H174ZM231 142H232V144H234V143L235 144L236 143L241 144V146L237 145V144L236 145L234 144L235 146L231 145V146H233L232 151L233 150L235 151V149H237L239 146L241 148L239 147L240 149L238 148L236 150L237 153H236V151L235 152L233 151L234 153H232V151L230 150V153H232V155H229L230 153L228 152L226 157H227V159H228V156H229V158L230 157L231 158L227 160L224 155L227 153V151H229V149H231V147L229 146L231 144ZM32 143H35V145ZM37 143H40V144H37ZM58 143H60V144H58ZM93 143L95 145H93ZM201 143H203V144L201 145ZM223 143H224V147L222 145ZM75 144H77V145H75ZM207 144L209 145V148H207L208 146H206V149H207V152H206L205 146H203V145H207ZM225 144L229 147H227ZM247 144H249V146L250 145L252 146V144H253L254 146L252 148H250ZM132 145L133 146L135 145L134 146L135 148ZM178 145L180 147L183 146V148L181 147L182 148L181 149ZM214 145H215V147H214ZM174 146H177V148H176L177 152L175 151ZM210 146H212V148L214 150L211 151L212 148ZM236 146H238V147H236ZM256 146L257 147L259 146L258 147L259 150ZM61 147H63L64 149ZM73 147L75 148V151H74ZM91 147L92 148L94 147V148L91 149ZM226 147H227V150H226ZM234 147H235V149H234ZM247 147H249L251 150L248 149ZM186 148H187V150H186ZM253 148H257V152L255 150L253 151ZM71 149L74 152H70ZM125 149H127V151ZM131 149H133V150H131ZM183 149H184V151H183ZM208 149H210V151ZM218 149L219 150L221 149V150L219 151ZM242 149H244V150H242ZM30 150H31V152H30ZM145 150L146 151L148 150L149 152L147 151L148 152L147 153ZM171 150L173 153L171 152ZM178 150H180V151H178ZM215 150L218 151V154H216L217 152ZM144 151L146 153H142ZM168 151H170V152H168ZM186 151L189 152V156L187 155L188 152H186ZM192 151L194 153H192ZM208 151H209V153H208ZM221 151H223V153H221ZM259 151L261 154L263 152V154H262L263 156L259 153ZM181 152H182V154L186 153L184 158L182 157L183 155H180ZM190 152H191V155H194L195 158L190 155ZM204 152H206L208 155L207 154L205 155ZM238 152L240 154L242 152L243 153V154H241L242 156H240ZM253 152H254V154H253ZM27 153H31V154H29V156H28ZM171 153L173 154V158L169 159L168 157H172ZM219 153H220V155H219ZM162 154L164 157H166V156L167 157L165 159L163 157V159H162L161 158ZM210 154H211V156H210ZM212 154H213V156L215 154L216 155L213 157ZM245 154H247L248 160L245 157L246 156ZM250 154L252 156H250ZM109 155L110 156L113 155L112 156L113 158L110 159L111 157ZM179 156L182 158H180ZM206 156H207V158H206ZM105 157H107V158H105ZM108 157H110V158H108ZM216 157H218L219 159ZM252 157L257 158V161H258L257 164H255L256 159L252 158ZM261 157H263V158H261ZM221 158H223V159H221ZM160 159H162V161ZM191 159H193V160H191ZM199 159H201V161ZM203 159L204 160L206 159L205 160L206 163H205V161H203ZM240 159L241 160L243 159L242 163H244L246 161L247 162V163L245 162L246 165H245V163L241 164ZM244 159H246V160L244 161ZM258 159H260L261 161H259ZM62 160H64L65 162H63ZM166 160H167V162L170 160L171 161L166 163ZM180 160H182V161H180ZM184 160L185 161L188 160V162L186 163ZM214 160H216V161H214ZM220 160H222L224 162L226 161L225 162L226 166H224V164H223L224 162L221 161V163H220ZM249 160H252V162ZM60 161H62V162H60ZM182 162H184V164ZM215 162H216V164H215ZM217 162L220 165H218ZM250 162L257 165L256 166L257 168H255V166H253V164L250 165ZM260 162H261V164H260ZM28 163H30V164H28ZM33 163H35V164H33ZM247 164H249L250 167H248ZM184 165H186V166H184ZM244 166L248 167V168L246 167V170L248 169L247 172H246ZM180 167H181V169H182V167H183V169L185 167H187V168H185L184 170L182 169V172H181ZM239 167H243L244 169L239 168ZM251 167L260 171L259 172L260 177H258V178H260L259 180H257V178L255 177V176H259L258 171H256V170H254L255 172L253 171L254 174L256 173L257 175L256 174L254 175L253 172H249V168L251 170ZM192 168H193V170H192ZM221 168H223V169H221ZM224 168H225V170H224ZM177 169H179V170H177ZM259 169H261V170H259ZM173 171H175V173ZM218 171H220V172H218ZM185 172H187V173H185ZM201 172L203 174H201ZM221 172H224V173H221ZM244 172H246L247 174ZM177 173H179L180 175ZM197 173L198 174L200 173V176H198ZM238 173H240V174H238ZM172 174H173L174 179L172 178ZM174 174L177 175L176 176L177 178L174 177ZM217 174H218V176H217ZM220 174H222L223 177L219 176ZM248 174H250V176ZM251 174L253 175L252 177H251ZM165 176L168 178H166ZM207 176L209 178L211 177L210 180H212L213 183H212V181L207 182V180H206L208 178ZM220 177L222 179L225 177V180H222ZM249 177H251L252 179L254 177L256 181L254 179H253L254 181H252V179ZM163 178L165 179V181ZM198 178L199 179L201 178L200 179L201 183H200V180H198V182H195V181H197ZM209 178H208V180H209ZM213 179H215V180H213ZM166 181H169V182H166ZM158 182L160 184H158ZM156 183L158 185H162V187L158 186ZM214 183L217 184V186H214ZM210 185H212L213 187ZM91 186H93V188L89 189ZM193 186H196V187H193ZM252 187H253V189H252ZM135 189L138 191H136ZM190 190H194V191L192 192ZM222 190L224 191V193ZM91 191H92V193H91ZM134 191H135V193L137 192L135 195L133 194ZM250 191L252 192L251 194H250ZM129 193H131L132 195ZM250 195H252V196H250ZM126 196L128 197V199ZM135 196L137 198H135ZM248 196H250V197H248ZM130 198H132L133 201ZM216 199H219V200L216 201ZM220 199H222V200H220ZM224 199H226V200H224ZM171 200H173V201H171ZM227 200H229V201H227ZM169 201H170V203L168 204L167 202H169ZM176 203H179L178 206L180 205V203L181 204L183 203L184 205L183 204L180 205L179 209L180 208L181 209L179 210ZM172 204H173V206H171ZM174 204H175V206H174ZM188 204L189 205L192 204L193 207H191L192 205L189 206ZM187 205L190 207L189 209L186 208ZM172 208H174V210ZM218 210H220V212ZM216 211H218V212H216Z\"/></svg>","mask_w":264,"mask_h":264},{"label":"bare ground","instance_id":"2","mask_svg":"<svg viewBox=\"0 0 264 264\" xmlns=\"http://www.w3.org/2000/svg\"><path fill=\"white\" fill-rule=\"evenodd\" d=\"M49 1H51L52 3L54 2V1H58V3L60 2V6L62 7V8H60V10H62L61 12H62V14H64L63 12H66L65 14H67V13H70L69 15H72V19H73V22H75V21H77L78 20V22H79V20H80V18H82V17H86L87 16V14H86V16H83V14L85 13V11H86V9L84 8V4L86 3L85 2V0H0V47H3L4 45H6V47H9L10 49H14L13 47L18 43V42H23L22 44H25V43H28V44H32L33 45V47L32 48H34L33 50H32V52L29 54H26L27 56H29V55H31V54H33L34 53V55L32 56V61L30 62V63H33V64H31L30 66H31V69H32V67L34 68V69H36V70H39V71H37V74L40 72V70H44V69H47V71L49 70H57L56 69V66L58 65V60L62 57V55H63V53H62V51H60L58 48H57V46H55V45H57L56 43H55V37H58L57 39H59V40H61V41H59V44L58 45H61L60 44V42H62V43H66V42H68V41H71V39H73V38H75V37H73L72 38V33L70 34V32H71V29H70V26L68 25V23L70 22H72V20L71 21H67L68 23H67V25H68V28L70 29V30H67V29H65L66 31H70V32H67L66 34H64V35H60L59 36V34L60 33H58V32H55V29H51V28H53V27H46V30L43 32V36L41 37V38H44L45 37V39L43 40V42L48 38L47 36H49V35H53V37H54V39L51 37V41L52 40H54V44H53V42L51 43L53 46H51V50L50 51H43V52H40V41H42V39L39 37V38H35L34 39V37L32 36V37H30L29 35H31V34H29V33H32V31L31 32H29L28 33V36L29 37H27V35H26V37H24V35L22 34L23 32H22V29L23 28H26V29H23V30H27V31H29L30 29L31 30H33V29H35L36 31H38V29H36L35 27H34V25L35 24H37V22H41L42 21V18H44V16H47L48 15V17L50 18L51 16H49V14L51 15V13L50 12H47V11H49V10H47V11H44V5H46ZM89 1V0H88ZM93 1V0H92ZM100 1V0H99ZM99 1H98V4H99ZM121 2V0H101L100 2V4L98 5L97 3V5H98V7H95V8H97V13L100 11V10H103V9H105V10H107L106 8H108V7H106V8H104L105 6L104 5H107V4H109V3H111L112 2V4H113V2H115V4H116V2ZM122 1H125L126 3L124 4V5H126L125 6V8H120L119 6H118V4H116L117 6H118V8H120L119 10H121V12H120V16H118V17H116L115 19H112V25H113V28H114V30H116L115 28H119L120 30H122L121 31V33H123V35L121 34V37H120V34H119V37H118V34H117V37L115 36L116 34H114V37H110L111 38V41H115V42H117L118 41V43H119V47H120V45H121V47H122V49L123 48H127V47H130V48H136L135 49V51H134V54H135V52H136V50L137 49H140L143 45L141 44V43H143V42H146V41H140L141 40V38L140 37H133L132 35H137V36H139L140 34V32L142 33V32H144V31H146L147 30V28H148V25H142V23L141 22H145V21H147V22H149V18L148 19H146V18H144V19H146V20H144V19H141V18H143V16H145L146 14H147V12L149 13L150 12V15L151 14H153V15H151V17H153L152 19H154V21L156 22V20H157V18H158V20H159V17H164L163 18V20H165L167 17L166 16H168V18L171 16L170 14L171 13H173V15H172V18L167 22V24H165V21H162L161 19L162 18H160V22H163L165 25H167L168 27L167 28H169V31H170V29H172L173 31L175 30H178V31H182L181 33H183V30L185 29L186 30V27L188 26V25H191V28H192V34H196V37H195V42H194V40L190 37V39H192V41L195 43L194 45L195 46H197V45H199V44H204V43H206L207 42V46H208V44H209V46H210V43H213V44H215V46L218 48H220V57L218 58L214 53V55L212 56V57H210V55H212L211 53H210V55H209V53H208V51H210L211 49H209L208 51H207V49L206 50H204V52H202L203 53V55L205 54V51H207V53H208V56H207V54H206V57H204L205 59H203V60H205V62L203 61V62H198V61H196V60H194L195 59V57H194V59L193 58H191L190 57V59H188V58H184L185 60H187V63H186V65H184V62L183 63H181L182 65H183V67H182V65L180 64V63H177V65H176V63L173 65V66H171V64L172 63H174V62H172L171 61V63H169V59H167L168 60V62L166 63L165 62V60H164V63H163V66H164V70H166L165 68H169V67H171L173 70H179L182 74L181 75H183L182 77H184V78H187V79H185V82H188L189 80L190 81H195L196 80V83H197V85L196 86H198V88L200 89H198L197 87V89H198V91H200V92H198V93H200V94H198V95H200V96H202V94H204V96L205 95H209V93H211L210 92V90L212 91V90H214V89H216V90H218L217 92H218V94L217 93H215L216 92V90H214L213 92L216 94H213V96H215V98H213V97H211V96H209V98L207 97L206 98V100H205V105L206 106H211L212 104H211V100L210 101H208V99H215V101L214 102H217V101H219L220 102V104H218L217 103V106L218 105H220L221 106V109L219 110V112H218V110H217V108H216V111H215V116H214V120L213 121H211V123L213 122V123H215V124H218L219 122L221 123V120H222V122H224L223 120H226L227 118V116L224 114V112L225 111H227V110H224V108L223 107H225V105L227 106V103H230V101L232 100V98L233 99H235L234 100V102L235 103H238L239 104V101L242 103L241 105L243 106V102L245 103L246 102V106H247V101H249L250 102V100H249V98L251 99V98H253V97H248L247 95H250V93H253V92H250V91H252L253 89H254V87L257 85V83L259 82V83H262V82H260V80H258V78H261V80H263L262 79V77H258L257 78V75L258 74H256V72H254L255 74V76H253L252 75V72L251 71H253L254 69L255 70H259V68H255V66L257 65V64H259V65H261V62H262V65H261V67L263 66V63H264V58H261L260 59V57H259V54H262V53H264L263 52V50L262 49H264V0H210V2H209V0L206 2L205 0V2L203 3V1L202 0H144V2H143V0H141V1H139L141 4H142V2L144 3V4H140V6H136V4L138 3L137 1L138 0H122ZM182 2V4H181V10H177L176 12H178V11H180V12H178L176 15H177V17H175L176 15H174V12H171L170 10V7L172 8V6L171 5H173L175 2ZM200 1H202V3L204 4V5H200L201 4V2ZM44 2H47L46 4L44 3ZM89 2H91V1H89ZM95 2H97V1H94V3ZM117 2V3H118ZM54 3H57V2H54ZM57 3V4H58ZM200 3V4H199ZM89 4V3H88ZM91 4V3H90ZM92 4H93V2H92ZM90 5V6H93V5ZM95 4V5H96ZM115 4H114V7H115ZM121 5L120 6H122V2L120 3ZM200 6H199V5ZM50 4H48V6H49ZM51 5H53V4H51ZM110 5L111 4H109V7H110ZM54 6V5H53ZM59 6V4H58V8L60 7ZM86 6V5H85ZM88 6V5H87ZM86 6V7H87ZM116 6V7H117ZM46 7V9L48 8L47 7V5L45 6ZM55 9H56V4H55ZM94 7H92V9L94 8ZM112 7H113V5H112ZM116 7L114 8V9H116ZM24 8H27L28 10H26L24 13H22L23 12V9ZM53 8V7H52ZM90 8V7H89ZM50 9V8H49ZM91 9V8H90ZM109 9V8H108ZM111 9V8H110ZM113 9V8H112ZM123 9H124V11H123ZM53 10H54V8H53ZM58 10V9H57ZM57 10H55V12L57 11ZM85 10V11H84ZM87 11H88V7H87ZM91 11V10H90ZM115 11V10H114ZM168 11H170V13L168 12ZM51 12H52V10H51ZM54 12V11H53ZM93 12V11H92ZM101 12V11H100ZM99 12V13H100ZM105 12H108V11H105ZM104 11H103V13H105ZM167 12H168V15H166L167 14ZM27 13V14H26ZM49 13V14H48ZM57 14L59 13L60 14V12H56ZM87 13V12H86ZM91 15H92V13L91 12H89ZM98 13V14H99ZM117 13H119V12H117ZM43 14H44V16H43ZM98 14H97V17H98ZM107 14V13H106ZM108 14H109V12H108ZM52 15H54L53 13H52ZM68 14H67V16H69ZM161 15H163V16H161ZM166 15V16H165ZM43 16V17H42ZM56 16V15H55ZM58 16V15H57ZM61 15H59L58 17H60ZM64 16V15H63ZM94 16V15H93ZM102 17H103V15H101ZM58 17H56V18H58ZM65 17H66V15H65ZM88 18L90 17L89 15L87 16ZM92 17V16H91ZM96 17V14H95V16L93 17V18H95ZM147 17H150L149 15L147 16ZM190 19V21H188V24H186L187 22H184L185 20L184 19ZM47 19V18H46ZM54 20H55V18H53ZM60 19V18H59ZM61 19H63V17L61 18ZM60 19V20H61ZM66 19V18H65ZM74 19H77V20H75L74 21ZM92 19V18H91ZM96 19V18H95ZM186 19V20H187ZM51 21H52V18L50 19ZM50 20H48V22L50 21ZM64 20V19H63ZM66 20H70V18L68 19H66ZM81 20H85L84 18L83 19H81ZM80 20V21H81ZM88 21H89V19H87ZM142 20V21H141ZM144 20V21H143ZM157 20V22L159 23V21ZM167 20V19H166ZM11 21V22H10ZM91 21H93V20H91ZM43 22H47V20H45V21H43ZM43 22H42V24H43ZM54 22V21H53ZM56 22H57V20H56ZM55 22V23H56ZM60 22V21H59ZM59 22L58 23H56V24H59ZM63 22V21H62ZM65 23L63 24V25H65L66 24V21H64ZM72 22V23H73ZM84 22H86V20L85 21H83V23ZM108 22H110V20L108 21ZM151 23H150V25L152 24V23H155V22H153V21H150ZM189 22L191 23V24H189ZM12 23V24H11ZM13 23H16L18 26H15V27H13ZM19 23V24H18ZM54 23V24H55ZM61 23V22H60ZM82 23V24H83ZM111 23V22H110ZM158 23H156V24H158ZM185 23V24H184ZM41 24V25H42ZM74 24V23H73ZM77 23H75V25H76ZM79 24V23H78ZM77 24V25H78ZM81 24V23H80ZM79 24V25H80ZM90 23H85L83 26H85V27H87L86 25H89ZM109 24V23H108ZM156 24H155V27H156ZM160 24V23H159ZM159 24H158V28L161 26H159ZM11 25H12V27H11ZM38 25H40L39 23H38ZM38 25H37V28H38ZM61 25H62V23H61ZM72 25V24H71ZM75 25H73V26H75ZM78 25V26H79ZM153 26V30L148 34L149 35V39H148V43L150 44V43H153V41H155L154 39L155 38H158V36L160 35L159 34V29L157 28L156 30H154L155 29V27H154V24H152ZM165 25H163V27H165ZM46 26V25H45ZM47 26H49V24L47 25ZM110 26V25H109ZM108 26V27H109ZM147 26V27H146ZM34 27V28H33ZM54 27H56V25L54 26ZM64 27V26H63ZM76 27V26H75ZM80 27V26H79ZM82 27V26H81ZM111 27V26H110ZM162 27V26H161ZM161 27H160V31H161ZM162 27V28H163ZM190 27V26H189ZM33 28V29H32ZM44 28V27H43ZM42 28V29H43ZM56 28H58V30H59V28H60V26L59 27H56ZM62 28V27H61ZM71 28H72V26H71ZM29 29V30H28ZM45 29V28H44ZM64 29H61V30H64ZM74 29V28H73ZM149 29H152L151 27L149 28ZM194 29H195V31H194ZM262 29H263V34H262ZM51 30H53V31H51ZM61 30H60V32H61ZM76 30V29H75ZM74 30V31H75ZM110 30V28L108 29V31ZM120 30L118 31V29L116 30L117 32H119L120 33ZM27 31H26V33H27ZM34 31V30H33ZM43 30H41V32H42ZM164 31H166V27H165V30ZM163 31V32H164ZM174 31V32H175ZM177 31V32H178ZM117 32H114V33H117ZM162 32V33H163ZM171 33H172V31H170ZM173 32V33H174ZM184 32H186V31H184ZM189 32V31H188ZM196 32V33H195ZM25 33V32H24ZM34 33V32H33ZM36 33V35H37V32H35ZM34 33V34H35ZM38 33H40V32H38ZM58 33V34H57ZM62 33H64L63 31L61 32V34ZM108 33V32H107ZM112 33V32H111ZM151 33H152V36H151ZM161 33V34H162ZM167 33H168V31H167ZM170 33V34H171ZM179 33V32H178ZM187 33V32H186ZM185 33V34H186ZM190 32L189 33H187V36H188V34H191ZM41 34V33H40ZM40 34H38L39 36H40ZM84 34V33H83ZM82 34V35H83ZM110 34V31H109V33H108V35ZM145 34V33H144ZM144 34H143V36H144ZM146 34H147V31H146ZM165 34H166V32H165ZM169 34V33H168ZM168 34H166L167 35V39L166 40H168L169 38H168ZM170 34H169V37H170ZM175 35L177 34L176 32L174 33ZM71 35V37H68V36H70ZM79 34H77V36H78ZM108 35H107V37H108ZM113 35V34H112ZM165 35V36H166ZM173 35V34H172ZM171 35V36H172ZM175 35H173V38H174V36ZM181 35V34H180ZM35 36V35H34ZM67 36V37H66ZM73 36H75V35H73ZM77 36H76V38H77ZM109 36H111V35H109ZM131 36V37H130ZM141 36V35H140ZM151 36V37H150ZM178 37H175L176 39L177 38H181L179 35H177ZM195 36V35H194ZM193 36V37H194ZM36 37V36H35ZM47 37V38H46ZM50 37V36H49ZM78 37H80L79 39L81 40L82 38H81V36H78ZM82 37H84V35L82 36ZM106 37V35H105V38H107ZM162 37H163V35H162ZM186 37V36H185ZM184 36H183V39L185 38ZM109 38V37H108ZM110 38H109V40H110ZM161 37L159 36V39H160ZM170 38H172V37H170ZM189 38V37H188ZM261 38V39H260ZM41 39V40H40ZM49 39V38H48ZM56 39V40H57ZM78 39V38H77ZM84 39V38H83ZM82 39V40H83ZM101 39H103V38H101ZM100 39V40H101ZM176 39H174V41L176 40ZM143 40H144V37H143ZM145 40H146V38H145ZM156 40H158V39H156ZM165 40V41H166ZM180 40V39H179ZM185 40H187V39H185ZM185 40H184V42H185ZM47 41V40H46ZM45 41V44L46 43H48V42H46ZM51 41H49V42H51ZM58 41V40H57ZM63 41H66V42H63ZM73 41V40H72ZM71 41V42H72ZM79 41V40H78ZM105 41V40H104ZM104 41H102V42H104ZM161 41V40H160ZM164 41V42H165ZM169 42L171 41V40H168ZM173 41V40H172ZM174 41H173V43H174ZM181 41H182V39H181ZM42 42V43H43ZM74 42V41H73ZM81 42H83V41H81ZM81 42H79V43H81ZM114 42V43H115ZM162 42V41H161ZM178 42V41H177ZM184 42H182V43H184ZM187 42V41H186ZM101 43V42H100ZM109 43V42H108ZM114 43H113V45H114ZM155 43V42H154ZM159 43V42H158ZM167 43L168 42H166V45H167ZM182 43H180V44H182ZM64 44H62L64 47H65V45L66 44H69V43H66L65 45ZM74 44H75V42H74ZM102 44V43H101ZM110 44H111V42H110ZM110 44H108V45H110ZM145 44H147V42L145 43ZM162 44V43H161ZM165 44V43H164ZM163 44V46H165ZM176 44V43H175ZM185 44V43H184ZM186 44H188L187 46H189V43H186ZM191 44V43H190ZM197 44V45H196ZM212 44V45H213ZM233 44H235L232 48H234L235 47V49H230V47L233 45ZM19 45H20V43H19ZM44 44H42V46H43ZM47 45V44H46ZM46 45H44L45 47H46ZM48 45H50V43L48 44ZM47 45V46H48ZM61 45V46H62ZM80 46H81V44H79ZM79 45H76V48L74 47V50L75 49H80V48H77ZM103 45V44H102ZM101 45V46H102ZM106 45H107V40H106V44H105V47L104 48H106L107 49V47H106ZM112 45V44H111ZM110 45V46H111ZM155 45V44H154ZM157 45V44H156ZM179 44H177V46H178ZM206 45V44H205ZM205 45H203L202 47L204 48V46ZM211 45V46H212ZM25 46H26V44H25ZM62 46V47H63ZM67 46V45H66ZM69 46H70V48L71 47H73V46H71V43L69 44ZM68 46V47H69ZM100 46V47H101ZM116 43H115V45H114V47H115V49H116ZM153 46V45H152ZM159 46H162V45H159ZM180 46H182V45H180ZM210 46V47H211ZM215 46H212L213 47V49L215 48ZM18 47V46H17ZM21 47H23V45H21ZM28 47V46H27ZM31 47V46H30ZM50 47V46H49ZM60 47V46H59ZM61 47V48H62ZM102 47V48H103ZM112 47V46H111ZM118 47V46H117ZM118 47V48H119ZM190 48H191V46H189ZM201 47V48H202ZM70 48H68V50H70ZM129 48V49H130ZM154 48H155V46H154ZM154 48H152V50L154 49ZM207 48V47H206ZM218 48V49H219ZM110 49V48H109ZM112 50H113V48H111ZM111 49H110V52H111ZM218 49H216L215 48V50H218ZM15 50V49H14ZM64 50V49H63ZM66 50V49H65ZM117 50V52L119 53V52H121V49H120V51H118V49H116ZM128 50V49H127ZM127 50H124L123 49V52H126ZM133 50V49H132ZM131 50V51H132ZM141 50V52L144 50V49H140ZM147 50V49H146ZM148 50H151V48L150 49H148ZM147 50V51H148ZM179 50H180V48H179ZM186 50L188 51V49L186 48ZM190 50V49H189ZM215 50H213V51H215ZM262 50V53H260V51ZM1 51V53H3V51L2 50H0ZM101 52H102V50H100ZM139 50H137V52H138ZM146 51V52H147ZM181 51H183V49L181 50ZM185 51V50H184ZM190 51H192V50H190ZM190 51H189V53H190ZM194 51V50H193ZM196 51V50H195ZM201 51V50H200ZM212 51V52H213ZM232 51H234V53L231 55L230 54V52H232ZM100 52V53H101ZM104 52V51H103ZM115 52V51H114ZM116 52V53H117ZM123 52H121V53H123ZM130 51H128V53H129ZM136 52V53H137ZM140 52V51H139ZM154 52H156V50L154 51ZM198 52V51H197ZM216 52V51H215ZM1 53H0V55H1ZM25 53V52H24ZM76 53H78L79 54V51H77L76 50ZM76 53L74 54V55H76ZM113 53V52H112ZM127 53V52H126ZM144 53V51L142 52V54ZM150 52H148L147 54H149ZM180 53V52H179ZM195 53V52H194ZM217 53V52H216ZM227 53H229L230 55H227ZM259 53V54H258ZM22 54H23V52H22ZM77 54V55H78ZM104 54V53H103ZM131 54H133V52H131ZM141 54V55H142ZM144 54H146V53H144ZM154 54V53H153ZM157 55H159L158 53H156ZM156 54L154 55V57L156 56ZM178 54V53H177ZM186 54V53H185ZM196 54V53H195ZM194 54V56H196L197 57V55H195ZM198 54V53H197ZM219 54V53H218ZM3 56H4V58H5V55H6V53H3L2 54ZM24 56V58H25V54H23ZM73 55V56H74ZM76 55V56H77ZM80 55V54H79ZM126 55H128V54H126ZM151 55V56H150ZM149 55V58H147L149 61H147L146 60V57H145V55H144V57H145V61H147V63H151L152 64V62L153 63H155V62H157V61H155L154 62V57H153V55L152 54H150ZM166 56H168V54H165ZM181 55V54H180ZM190 55V54H189ZM192 55V54H191ZM235 55V56H234ZM263 55V54H262ZM9 56V55H8ZM10 56H11V54H10ZM16 56H17V54H16ZM27 56H26V59L27 60H29L28 58H27ZM72 55H70V57H71ZM106 56V55H105ZM125 56V55H124ZM131 56H134V55H131ZM137 54L135 55V57L137 58ZM140 56V55H139ZM175 56H176V54H175ZM183 56H185L184 55V53H183ZM214 56H216L217 58H214ZM2 57V56H1ZM1 57H0V60H1ZM18 57V59L19 60H21L19 57H20V55L19 56H17ZM22 57V59L24 60V58ZM30 57V56H29ZM65 57V56H64ZM69 57V56H68ZM75 57V56H74ZM101 57H104V56H101ZM107 57H109V55L107 56ZM126 57V59H127V56H125ZM128 57H129V55H128ZM134 57V58H135ZM148 57V56H147ZM161 57V56H160ZM172 57V56H171ZM171 57H169L168 56V58H171ZM178 58H179V55L177 56ZM181 57V56H180ZM186 57H188V54H187V56ZM203 57V56H202ZM237 57H239V58H241V59H239V58H237ZM262 57H264V55L262 56ZM7 58H9L10 59V57H7ZM14 59V57L12 56L11 57V59ZM33 58H34V60H33ZM131 58V57H130ZM130 58H129V60H130ZM134 58H131L132 59V61H127V60H125V61H127V62H130L131 64H128V65H135V60H133ZM139 58V57H138ZM183 58V57H182ZM198 58V57H197ZM237 58V59H236ZM3 59V58H2ZM13 59H12V61H13ZM17 59V58H16ZM18 59L16 60V61H18ZM25 59V60H26ZM71 59V58H70ZM105 59V58H104ZM103 59V60H104ZM110 59V58H109ZM142 59V58H141ZM162 59V58H161ZM174 59V58H173ZM177 59V58H176ZM175 59V61H177ZM239 59V61H243L244 62V64L245 65H242V63L241 62H239V61H237V63L239 62V63H241L240 65H242V67L241 68H243V70L245 71V72H247L246 71V69H249V68H251V71H248L247 73H250L251 72V80H252V78L253 77H255V84L254 83H251L250 82V80H249V78H247L246 76H248V74L246 75V73H244V72H242L243 74H241L240 72H237L236 70H234V65H236L235 64V60H238ZM4 60V59H3ZM3 60H2V62H3ZM72 62L71 63H73L74 62V59H73V57H72ZM76 60V59H75ZM122 60V59H121ZM120 60V61H121ZM156 60V59H155ZM170 60H172V59H170ZM185 60H183V61H185ZM9 61L10 60H8L7 59V62L9 63ZM12 61H10V62H12ZM65 61V60H64ZM66 61H68L67 59H66ZM114 61V60H113ZM117 62L119 61V59H117L116 60ZM116 61L114 62V65H115V63H116ZM140 61V60H139ZM139 61H138V63H139ZM144 61V60H143ZM158 61H161L160 59L158 60ZM179 61V60H178ZM177 61V62H178ZM6 62V61H5ZM6 62V63H7ZM14 62V61H13ZM13 62L11 63V66L13 65ZM21 62V61H20ZM75 62H77V61H75ZM108 62H109V60H108ZM111 62V61H110ZM141 62V61H140ZM5 63V64H6ZM18 63H19V61H18ZM23 62H21V64H22ZM25 63V62H24ZM27 63V62H26ZM69 63H70V61H68V65H69ZM70 63V64H71ZM105 63H106V59H105ZM113 63V62H112ZM120 63H122V62H120ZM137 63V64H138ZM146 63V64H147ZM162 63V62H161ZM1 64H3L4 65V62L3 63H1ZM16 64V66H17V62L15 63ZM14 64V65H15ZM29 64V63H28ZM60 64H62V61L60 62ZM66 64V63H65ZM106 64H108V63H106ZM110 64V63H109ZM109 64H108V66H109ZM148 64V65H149ZM179 64L181 65V69H180V67H178L179 66ZM3 65H1V66H3ZM72 65V64H71ZM76 66H77V64H75ZM112 65V64H111ZM121 66H122V69L123 70H125L124 68L125 67H127V65L125 64H123L124 65V67H123V65L122 64H120ZM119 65V67H121ZM154 65V64H153ZM175 65H176V67H175ZM247 65H248V67H247ZM250 65H253L252 67H250ZM0 66V75H2L3 77H4V80H6L7 81V83L8 82H13V84H15V83H17V79H19V78H21L22 79V77L24 76V78L26 79V76H25V73L27 72L26 70H27V68H25V67H21L18 71H17V73H15V75H11V72L12 71H10V65H5V66H3V67H1ZM21 66V65H20ZM23 66V65H22ZM25 66V65H24ZM26 66H28V65H26ZM64 66V65H63ZM70 66V65H69ZM76 66H74V68L76 67ZM116 67H117V63H116V65H115ZM114 66V67H115ZM131 66V67H132ZM138 66L139 65H137V68H138ZM150 66H152V65H150ZM161 66V65H160ZM163 66H162V69H163ZM237 66V65H236ZM58 67H59V65H58ZM73 67V66H72ZM78 67V66H77ZM112 66H110V68H111ZM114 67H112L111 69H113L112 71H110V73H109V77H110V74H112V73H114ZM130 67V68H131ZM135 67H136V65L134 66V69H135ZM155 67H156V64H155ZM157 67H159V64H158V66ZM156 67V68H157ZM239 67V68H240ZM145 68V67H144ZM150 67H147V69H149ZM152 68V67H151ZM154 68V67H153ZM156 68H155V70H156ZM177 68V69H176ZM264 68V67H263ZM262 68V69H263ZM28 69H30L29 68V66H28ZM33 69V70H34ZM68 69H70V68H68ZM76 69V68H75ZM119 71H120V69L119 68H117ZM117 69H115V70H117ZM122 69H121V71H120V73L122 72L123 73V71H122ZM128 69H129V67H128ZM146 69V70H147ZM158 69H161V68H158ZM171 69V70H172ZM253 69V70H252ZM17 69H15V71H16ZM33 70H31V71H33ZM71 70H72V68H71ZM71 70L69 71V72H71ZM77 70V69H76ZM127 70V69H126ZM129 70H131V72L133 71L132 69H129ZM140 70V69H139ZM142 70H143V68H142ZM142 70H141V72H142ZM145 70V69H144ZM145 70V71H146ZM151 70H153V69H150V71ZM163 70V71H164ZM242 70V69H241ZM242 70V71H243ZM261 70V69H260ZM264 70V69H263ZM30 70H29V72H31ZM35 71V70H34ZM46 70H44V72H45ZM48 71V72H49ZM58 71V70H57ZM56 71V72H57ZM65 71H66V69H65ZM73 71H75V70H73ZM73 71L71 72L72 73V75H73ZM78 71V70H77ZM77 71H75V72H77ZM118 71V72H119ZM148 72H149V70H147ZM158 71V70H157ZM44 72H42V73H44ZM50 72H52V71H50ZM54 72V71H53ZM52 72V73H53ZM112 72V73H111ZM130 72V73H131ZM134 72L135 71H133L132 72V75L134 74ZM140 72V71H139ZM147 72V73H148ZM159 72H160V70H159ZM166 72H167V70H166ZM169 72H170V69H169ZM180 72H176V74L177 73H180ZM235 72H237V73H240V74H236ZM13 73H14V70H13ZM32 73V72H31ZM30 73V74H31ZM36 73V72H35ZM34 73V74H35ZM41 73V72H40ZM58 73H60L61 74V71H59ZM58 73H55L56 74V76H58L57 74ZM62 73H63V71H62ZM125 73V72H124ZM127 73H128V70H127ZM127 73H125L123 76H125L124 78H133L134 79V76H136V73H135V75L134 76H132L131 77V75H130V77L128 76V74ZM168 73V72H167ZM173 73V72H172ZM259 73V72H258ZM261 73V72H260ZM262 73H264V72H262ZM262 73L260 74V76H262ZM29 74V75H30ZM33 73H32V75H34ZM36 74V75H37ZM46 74V76H47V72L45 73ZM55 74H51V76L52 75H55ZM70 74V73H69ZM137 74H139L138 73V71H137ZM142 74H144V71H143V73H141V75H139V76H142ZM150 74V73H149ZM161 74H163L162 72H161ZM171 74V73H170ZM170 74H169V76H170ZM175 74V73H174ZM173 74V75H174ZM175 74V75H176ZM245 74V75H244ZM27 75V74H26ZM49 75H50V73H49ZM61 75H63V74H61ZM71 75V76H72ZM74 75L76 76V73H74ZM115 75H118V73H116V71H115ZM126 75L128 76V77H126ZM147 75V74H146ZM164 75H166V73L164 74ZM163 75V76H164ZM180 75V76H181ZM28 76V75H27ZM39 76H40V74H39ZM39 76H34V78L33 79H36L37 78V81H38V79H40L39 78ZM42 76V75H41ZM40 76V77H41ZM44 76V75H43ZM45 76V77H46ZM50 76V77H51ZM64 76V75H63ZM62 76V77H63ZM112 76H114V75H111V77ZM148 76V75H147ZM163 76H161L162 78H163ZM168 76V75H167ZM264 76V75H263ZM1 77V76H0ZM2 77V78H3ZM30 78L32 77L31 75L29 76ZM28 77V78H29ZM36 77V78H35ZM54 77V76H53ZM52 77V78H53ZM65 77V76H64ZM74 77V76H73ZM138 77V76H137ZM150 77H151V75H150ZM160 77V78H161ZM179 77V76H178ZM177 77V79L180 81V78H182V77H180V78H178ZM246 77V78H245ZM44 78V77H43ZM46 78H48V77H46ZM55 78V77H54ZM53 78V79H54ZM57 78H60L59 76L57 77ZM70 78V77H69ZM114 78H116V77H114ZM117 78H119V77H117ZM116 78V79H117ZM139 78H141V77H139ZM142 78H143V76H142ZM170 78V77H169ZM33 79H28V80H26L25 81V84L24 85H22V86H24V88H22V86H21V88H19L18 89V83H17V85H14L15 87H17V90L15 91L14 90V96H15V94H17L18 93V95L20 94L21 95V91H25V89L26 90H28V89H30L32 86H34L33 88H36L35 86H36V84L37 85H39V87H37V88H39L40 89V91L42 90L43 91V89H45V90H47L48 89V84L46 85L45 84V82L41 79L40 80V84H38L37 83V81H35L34 82V80ZM53 79H51L52 81H53ZM61 79V78H60ZM64 79V78H63ZM67 79V78H66ZM115 79V80H116ZM120 79V78H119ZM136 79V78H135ZM138 79V78H137ZM165 79V78H164ZM167 79V78H166ZM166 79H165V81H166ZM175 79H176V76H175ZM175 79H173V80H175ZM189 79V80H188ZM227 79H228V81H230V83L228 84V82H227ZM246 79V80H245ZM1 80H3V79H1ZM14 80L16 81V82H14ZM57 80V79H56ZM59 80V79H58ZM89 80V79H88ZM91 80V79H90ZM111 80V78L109 79V81ZM148 80V79H147ZM150 80V79H149ZM159 81L160 80H162V79H158ZM157 80V82L158 83H156V82H154V80H153V82H154V84L156 83V84H158V86H159V84L161 85L162 83H159V81ZM172 80V79H171ZM170 80V81H171ZM182 80H183V78H182ZM181 80V81H182ZM187 80V81H186ZM238 80V81H237ZM241 80H245V81H241ZM20 81V80H19ZM21 81H23V80H21ZM51 81V82H52ZM55 81V80H54ZM74 81V80H73ZM82 81V80H81ZM86 80H84V81H82V83L83 82H85ZM92 81V80H91ZM90 81V82H91ZM117 81V83H118V81L119 80H116ZM125 81H128V80H125ZM136 81V80H135ZM134 81V82H135ZM137 81H139V82H141L142 81V79L141 80H137ZM136 81V82H137ZM143 81H144V79H143ZM142 81V82H143ZM164 81V80H163ZM169 81V80H168ZM169 81V82H170ZM180 81V82H181ZM231 81H234L233 82V84L231 85ZM253 81V80H252ZM24 82V81H23ZM33 82H34V84H33ZM39 82V81H38ZM42 82V83H41ZM47 82V81H46ZM56 82V81H55ZM59 82V81H58ZM62 82H65V80L63 81L62 80ZM62 82H61V84H62ZM87 82H89V81H87ZM86 82V84H88ZM133 82V83H134ZM144 82H147V81H144ZM151 82V81H150ZM161 82V81H160ZM1 83V82H0ZM9 83V84H10ZM52 83H54V82H52ZM52 83L49 85V86H51L52 85ZM57 83V82H56ZM56 83H54V85L56 84ZM75 83V82H74ZM111 83H113V80H112V82ZM121 83V82H120ZM120 83H119V87H120ZM122 83H124V82H122ZM122 83H121V85H122ZM164 83H168L167 81L166 82H164ZM175 83V82H174ZM183 83V82H182ZM181 83V84H182ZM12 84V83H11ZM10 84V85H11ZM61 84H57L58 86H60ZM76 84V83H75ZM78 84H80L81 85V83H80V81L78 82ZM83 84H85V83H83ZM83 84L81 85V86H83ZM110 84V83H109ZM108 84V85H109ZM114 84H115V82H114ZM132 84V83H131ZM140 85H142V84H144V83H139ZM152 85V86H154V87H156V84L155 85ZM171 84H173V83H171ZM185 85L186 84H188V83H184ZM189 84H191L190 82H189ZM189 84L187 85V86H189ZM0 85H3V83L2 84H0ZM4 85H5V83H4ZM71 85V84H70ZM72 85H73V82H72ZM126 85H128L127 83H126ZM136 84L134 83V85L133 86H135ZM145 85V84H144ZM163 85V84H162ZM167 85V84H166ZM165 85V86H166ZM176 85V84H175ZM180 85V84H179ZM178 85V86H179ZM191 85H194V83L193 84H191ZM190 85V86H191ZM194 85V86H195ZM255 85V86H254ZM12 86V85H11ZM92 86V84H90V86H88V87H91ZM110 86V85H109ZM113 86H115V85H113ZM130 86V85H129ZM132 86V85H131ZM131 86L129 87V88H131ZM170 86V85H169ZM169 86H166V87H169ZM174 86V85H173ZM181 86V85H180ZM188 87V88H190V89H192L193 87ZM258 86H259V89H260V84H258ZM4 87H6V86H4ZM3 87V88H4ZM7 87H9V86H7ZM20 87V86H19ZM64 87V86H63ZM66 87V86H65ZM69 87V86H68ZM108 87V86H107ZM111 87H112V85H111ZM136 87H138L137 85H136ZM139 87H142V86H139ZM138 87V88H139ZM161 87V86H160ZM159 87V88H160ZM171 87V86H170ZM174 87H176V86H174ZM262 87H263V85L261 86V89H262ZM2 88V87H1ZM12 89H13V87H11ZM9 89V91L10 90H12V89ZM36 88V89H37ZM58 88V87H57ZM60 89H61V87H59ZM72 88V87H71ZM74 88H75V86H74ZM76 88H77V86H76ZM86 89V85H85V87L83 86V89ZM159 88H158V90H159ZM164 88V87H163ZM179 88V87H178ZM178 88H177V90H178ZM256 88V87H255ZM7 89V88H6ZM35 89V90H36ZM53 89H54V86H53ZM63 89V88H62ZM83 89H81V90H83ZM84 89V90H85ZM108 89H110V88H108ZM114 89V88H113ZM123 89V87H121V89H120V91H118V92H120V93H122L121 91H123V93H124V91L126 92L127 91V88H126V90L124 89V90H122ZM141 89H143V88H140L139 90L141 91ZM161 89V88H160ZM174 89V88H173ZM173 89H171V90H173ZM187 89V88H186ZM196 89V90H197ZM257 90H258V88H256ZM3 90V89H2ZM5 90V89H4ZM32 90H34V89H32ZM32 90H30V91H32ZM55 90H56V87H55ZM59 90V89H58ZM64 90V89H63ZM65 90H68V88L67 89H65ZM64 90V91H65ZM72 90H74L73 92H75V89H72ZM84 90L82 91V94H83V92H84ZM115 90V89H114ZM117 90H119V89H117ZM116 90V91H117ZM129 90V89H128ZM156 90V89H155ZM156 91V93L157 92H159V91ZM175 90V89H174ZM173 90V91H174ZM187 90H189V89H187ZM264 90V89H263ZM1 91V90H0ZM29 91V90H28ZM27 91V92H28ZM40 91L38 92V91H36V92H38L36 95H38L39 93H40ZM41 91V92H42ZM48 91H50V90H48ZM54 91V90H53ZM60 92L62 91V90H59ZM63 91V92H64ZM78 91V90H77ZM77 91H76V94L74 93L73 95L75 96V95H77ZM107 91V90H106ZM106 91H104V92H106ZM111 91V90H110ZM109 90L107 91V93L108 92H110ZM130 91V94H132V92H133V89H132V92H131V90H129ZM128 91V92H129ZM165 91V90H164ZM166 91H167V89H166ZM173 91H171V93L173 92ZM254 91H255V89H254ZM260 90H258V92H259ZM10 92H12V91H10ZM21 92V93H20ZM33 92H35V91H33ZM29 93V96H30V94H32L31 96H32V98L30 99V100H32L33 99V95L35 96V94L34 93ZM45 93H46V91H44ZM58 91L56 90V93H57ZM60 92L58 93V94H60ZM72 92V91H71ZM103 92V93H104ZM137 92H139L138 90H137ZM153 92V91H152ZM155 92V91H154ZM177 92V91H176ZM191 92V91H190ZM197 92L195 91V93L197 94ZM256 92V91H255ZM261 92H263L262 90H261ZM4 93V92H3ZM48 93H52V92H48ZM55 93V92H54ZM54 93H53V95H54ZM92 93V92H91ZM91 93H90V95H91ZM122 93V94H123ZM133 93H136L135 91L133 92ZM156 93H155V95H156ZM162 92L160 91V94H161ZM163 93H165V92H163ZM166 93H168V91L166 92ZM194 93V94H195ZM6 94V93H5ZM7 94H9V92L7 93ZM12 95H13V93H11ZM65 94V93H64ZM63 93H61V95L63 96L64 95ZM66 94H69V93H67L66 92ZM66 94H65V96H66ZM87 94V93H86ZM88 94H89V92H88ZM93 94V93H92ZM119 94V93H118ZM126 94H127V92H126ZM139 94H141V93H139ZM138 94V95H139ZM174 94V93H173ZM195 94V95H196ZM212 94V93H211ZM210 94V95H211ZM253 94H255V93H253ZM1 96H0V99L2 100V98H3V94H0ZM23 95V94H22ZM22 95H21V97H22ZM28 95V94H27ZM46 95V94H45ZM48 95V97H51L52 98V96L51 95H49V94H47ZM47 95L45 96V97H47ZM55 95H57V94H55ZM54 95V96H55ZM103 95V97L105 96L106 97V95H109V94H106L105 93V95L104 94H102ZM101 95V96H102ZM137 95V94H136ZM167 95V94H166ZM171 95V94H170ZM252 95V94H251ZM263 95V94H262ZM262 95H260V97H258V96H256V95H254V96H256L255 97V99H253L252 101V104H253V106H250V104H251V102L249 103L248 102V105L250 106V109H254L255 107H257L256 105H259L260 104V102H262L261 101V96ZM23 96H26V94H24ZM30 96V97H31ZM72 96V95H71ZM85 96V95H84ZM111 96V95H110ZM121 96V95H120ZM133 96H134V94H133ZM168 97H169V95H167ZM197 96V95H196ZM264 96V95H263ZM262 96V97H263ZM6 96H4V98L3 99H6L5 98ZM10 97H12L11 95H10ZM20 97V98H21ZM45 97H42V96H39V99H38V96L36 97L37 98V100H35V101H40L39 103L41 104L42 102H44L43 100H40V98H45ZM59 97H61L60 95H59ZM58 97V95H57V97L56 98H59ZM67 97V96H66ZM73 97V96H72ZM72 97H70V98H72ZM79 97V96H78ZM112 98H113V96H111ZM116 97V96H115ZM117 97H119V95L117 96ZM121 97H123V98H125V94H124V96H121ZM135 97V96H134ZM137 97V96H136ZM135 97V98H136ZM160 97H161V95H160ZM164 97V96H163ZM172 97H173V95H172ZM171 97V98H172ZM192 97V96H191ZM199 97V96H198ZM198 97H196V98H198ZM247 97H248V99H247ZM13 98V100L15 99V97H12ZM18 98V97H17ZM35 98V99H36ZM75 98V97H74ZM80 98V97H79ZM78 98V99H79ZM102 98V97H101ZM100 98V99H101ZM108 98H110V97H108ZM111 98V99H112ZM120 98V97H119ZM126 98L128 99V96H126ZM132 98L133 97H131L130 99H131V101H133L132 100ZM167 97H165V99H166ZM194 98V97H193ZM247 99V101L246 100H244V99ZM9 100H10V98H8ZM19 99V98H18ZM53 99H55V98H53ZM65 99V98H64ZM77 99V98H76ZM111 99H109V101H111ZM127 99H125V100H127ZM156 99H158V98H156ZM168 99V98H167ZM166 99V100H167ZM200 99H205V98H203V97H201ZM1 100H0V102H1ZM12 100V99H11ZM10 100V101H11ZM26 100H27V98H26ZM25 100V101H26ZM29 100V99H28ZM34 100V99H33ZM47 100H48V98H47ZM59 100H60V98H59ZM62 100V99H61ZM60 100V102L63 104V103H65V101H61ZM103 100V99H102ZM106 100H108L107 98H106ZM119 101L121 100V99H118ZM118 100H116V101H118ZM122 100H124V99H122ZM125 100H124V103H125ZM139 100H140V98H139ZM159 100H160V98H159ZM169 100H170V98H169ZM194 100H197V99H193V101ZM244 100V101H243ZM4 101V100H3ZM5 101H7V100H5ZM16 101V100H15ZM25 101H23V103H26ZM42 101V102H41ZM50 101V100H49ZM49 101H47V102H49ZM68 101V100H67ZM66 101V102H67ZM70 101V100H69ZM68 101V102H69ZM74 100L72 99V102H73ZM76 101V100H75ZM74 101V102H75ZM109 101H107V103L109 102ZM129 103H130V101L129 100H127ZM141 101V100H140ZM139 101V102H140ZM164 101V100H163ZM192 101V100H191ZM198 101V100H197ZM202 101V100H201ZM201 101L199 102L198 101V104H196V102H195V104L198 106L199 105V103H201ZM237 101V102H236ZM7 102H9V101H7ZM12 102H14V101H12ZM12 102L10 103V104H12ZM32 101H30V103H31ZM45 102H46V100H45ZM53 102H55V101H53ZM52 102V103H53ZM56 102H57V100H56ZM71 102V101H70ZM73 102V103H74ZM115 102V101H114ZM136 102H137V100H136ZM162 102V101H161ZM160 101H159V103H161ZM194 102H191L192 103V105L193 106H195L194 105ZM203 102V101H202ZM263 102H264V100H263ZM262 102V103H263ZM17 103V101L15 102V104ZM19 103V102H18ZM51 103V102H50ZM50 103H48V105L50 104ZM51 103V104H52ZM59 103V102H58ZM57 103V104H58ZM76 103V102H75ZM113 103V102H112ZM118 103H121V102H118ZM164 103H165V101H164ZM234 103V104H235ZM262 103H261V108H263V105H264V103H263V105H262ZM2 104H3V102H2ZM0 104L1 106L0 107H6V102H5V104ZM8 104V103H7ZM20 104H22V102L20 103ZM27 104L28 105H31V104H29V102L27 101ZM36 104H38L37 102H36ZM43 104V103H42ZM41 104V105H42ZM47 104V103H46ZM54 104V103H53ZM51 105L52 107H54V105ZM67 104V103H66ZM66 104L64 105V106H66ZM70 103H68V105H69ZM109 104H111V102H109ZM126 104V103H125ZM136 104V103H135ZM140 104V103H139ZM139 104H138V106H139ZM162 104V103H161ZM167 104V103H166ZM185 104V103H184ZM184 104H183V106H184ZM203 104V103H202ZM231 104L233 105V102H231ZM230 104V105H231ZM251 104V105H252ZM18 106H20L19 104H17ZM16 105V106H17ZM24 105V104H23ZM27 105V106H28ZM35 105V104H34ZM55 105H56V103H55ZM74 105V104H73ZM114 105V104H113ZM127 105H132L131 103L130 104H128L127 103ZM137 105V104H136ZM162 105H164V104H162ZM162 105H161V107H162ZM186 105V104H185ZM236 105V104H235ZM240 105V104H239ZM18 106H17V108H18ZM27 106H26V109H27ZM33 106V105H32ZM36 106V105H35ZM37 106H39V104L37 105ZM37 106L35 107L36 109H37ZM50 106V105H49ZM59 106H61V105H59ZM94 106H95V104H94ZM111 106H112V104H111ZM133 106V105H132ZM165 106H167V105H165ZM164 106V107H165ZM214 106V105H213ZM236 106H238V105H236ZM242 106H238L237 108L239 109V107L240 108H246L245 107V104H244V106L242 107ZM4 107V108H5ZM8 107V106H7ZM11 107V106H10ZM14 106H12L11 107V109H14L13 108ZM24 107H25V105H24ZM73 107V106H72ZM96 107V106H95ZM116 107V106H115ZM121 107V106H120ZM127 107V106H126ZM131 107V106H130ZM129 107V108H130ZM134 107V106H133ZM164 107H163V109H164ZM199 107H201V106H199ZM204 107V106H203ZM233 107V106H232ZM235 107V106H234ZM248 107V106H247ZM252 107V108H251ZM259 107H260V105H259ZM259 107H257L258 108V110H259ZM34 108V109H35ZM38 108H40V110L41 109H43V108H45L44 106L42 107H38ZM117 108V107H116ZM135 108V110L136 111H138L136 108V106L134 107ZM133 108V109H134ZM159 108H160V106H159ZM212 108V107H211ZM214 108V107H213ZM212 108V109H213ZM228 108V107H227ZM236 108V107H235ZM234 108V109H235ZM257 108H256V110H257ZM260 108V109H261ZM11 109H8V111L9 110H11ZM25 109V108H24ZM33 109V108H32ZM35 109V110H36ZM49 110V109H51V110H54L55 111V109H56V107H54V108H45V110ZM63 109V108H62ZM62 109H60V110H62ZM93 109V108H92ZM91 109V110H92ZM118 109H120V108H118ZM118 109H116V110H118ZM123 109H124V107H123ZM127 109V108H126ZM162 109V108H161ZM160 109V110H161ZM196 109H198V108H196ZM248 109V111L250 112L251 110H249V108H247ZM4 111H5V109H3ZM14 110H16V109H14ZM22 111V109H21V107L19 108V111ZM28 110H29V108H28ZM39 109L37 110V111H40ZM44 110V109H43ZM51 110H50V114L52 115L53 113H51ZM57 110H58V107H57ZM60 110H58L59 112H60ZM125 110V109H124ZM128 110V109H127ZM131 110H132V108H131ZM198 110H200L201 111V109H198ZM240 110V109H239ZM245 113H243L242 114V112L240 113V114H242V115H244V114H246V112H247V110L245 111L244 109H242ZM255 109H254V111H256ZM263 110V109H262ZM1 111V110H0ZM19 111H15L16 113H17V116H19L20 114L19 113H21V115H22V113L23 112H19ZM24 112H25V110H23ZM33 112H34V110H32ZM53 111V112H54ZM108 111V110H107ZM119 111V110H118ZM121 111V110H120ZM126 111V110H125ZM136 111H134V112H136ZM210 111H211V109H210ZM235 111V110H234ZM236 111H238L237 109H236ZM254 111H251V112H254ZM11 112V111H10ZM19 112V113H18ZM30 111H27V113L28 114H31V113H29ZM42 111H40V113H41ZM46 112V111H45ZM104 112H106V111H104ZM104 112H102V113H104ZM131 113V114H133V116L135 115V113ZM160 112V111H159ZM198 112V111H197ZM230 112H231V110H230ZM249 112H247V114H249ZM2 113H4V112H2ZM15 113V114H16ZM35 113H36V111H35ZM56 113H57V111H56ZM94 113H96V110H95V112ZM109 113V112H108ZM111 113H113V112H111ZM116 113H117V111H116ZM119 113V112H118ZM128 113H129V110H128ZM126 114V116L127 115H129V114ZM195 113L196 112H194V115H195ZM237 113V112H236ZM239 113V112H238ZM237 113V114H238ZM259 113V112H258ZM256 114V115H254L258 120H259V118L258 117H260V119L263 117V116H258L259 114L261 115V114H263L262 112L261 113H259V114ZM11 114H12V117L14 116V112L12 113L11 112ZM11 114L9 115V118L11 117ZM19 114V115H18ZM33 114V113H32ZM31 114V115H32ZM43 114H45L44 112H43ZM50 114H48V115H50ZM60 113H58L57 114V116L59 115ZM76 113L74 112V114H73V116L75 115ZM100 114V113H99ZM98 114V115H99ZM104 114H106V113H104ZM123 114H125V113H122V114H120V115H123ZM137 114V113H136ZM192 114V113H191ZM199 114H200V112H199ZM202 114H204L203 112H202ZM201 114V115H202ZM235 114V113H234ZM246 114V115H247ZM20 115V116H21ZM27 115V114H26ZM30 115V116H31ZM35 115H37V114H35ZM46 115H47V113H46ZM47 115V116H48ZM61 115V114H60ZM90 115V114H89ZM93 115V114H92ZM92 115H90V116H92ZM101 115V114H100ZM111 115V114H110ZM193 115V116H194ZM200 115V117L202 118V116ZM206 114H204V116H205ZM214 115V114H213ZM230 115V114H229ZM236 115V114H235ZM19 116V117H20ZM23 116L24 117H26L24 114H23ZM41 116H42V114H41ZM44 116V115H43ZM43 116L41 117V118H43ZM46 116V117H47ZM53 116H54V114H53ZM52 116V117H53ZM56 116V117H57ZM90 116H88V118L90 117ZM105 116V115H104ZM108 116V115H107ZM106 116V117H107ZM113 116H114V113H113ZM131 116V115H130ZM204 116H203V118H204ZM224 116H226V117H224ZM238 116V115H237ZM237 116H236V118H237ZM248 116V115H247ZM258 116V117H257ZM11 117V118H12ZM59 117H61V116H59ZM70 118L72 117V116H69ZM102 117H103V114H102ZM118 117V114H116V118ZM134 117H136V116H134ZM195 117H197V118H199L198 117V114H197V116H194L193 118H195ZM213 117V116H212ZM231 117V116H230ZM232 117H233V115H232ZM244 117V116H243ZM242 116L240 117V118H243ZM248 117H250V116H248ZM251 117H253V116H251ZM250 117V119H252ZM21 118H22V116H21ZM28 118V117H27ZM37 118H40V116L38 117L37 116ZM45 118V117H44ZM51 118V117H50ZM54 118V117H53ZM58 118V117H57ZM64 119H65V117H63ZM62 118V119H63ZM68 118V117H67ZM70 118H68V119H70ZM74 118V117H73ZM93 118V117H92ZM121 117H119L118 119H120ZM192 118V115H190V119ZM202 118V119H203ZM207 118V117H206ZM226 118V119H225ZM228 118H229V116H228ZM238 118H239V116H238ZM240 118L239 119H237V121L238 120H240ZM8 119V118H7ZM17 119H20V118H18V117H16V120ZM32 119V118H31ZM47 119V118H46ZM63 119V120H64ZM75 119V118H74ZM90 119V118H89ZM106 119V118H105ZM115 119V118H114ZM114 119H113V122L111 123L110 122V124L112 125V124H115V121H114ZM126 119V118H125ZM125 119H123L124 121H125ZM128 119V118H127ZM126 119V120H127ZM130 119V118H129ZM200 119V118H199ZM213 119V118H212ZM234 119V118H233ZM243 119H245V118H243ZM247 119V118H246ZM255 119V118H254ZM254 119H252V120H254ZM256 119V120H257ZM264 119V118H263ZM11 120V119H10ZM21 120V119H20ZM24 120H26V119H24ZM39 120V122H41L40 121V119H38ZM37 120V121H38ZM49 120H50V122H49ZM48 120V122L51 124V122H54L55 120H53V119H49ZM52 120V121H51ZM59 120H60V118L59 119H57L56 121H58V123H59ZM62 120V121H63ZM65 120H67V119H65ZM73 120V119H72ZM71 120V121H72ZM88 120V119H87ZM91 120V119H90ZM89 120V121H90ZM112 120V119H111ZM117 120V119H116ZM132 120H134L133 118H132ZM206 120V119H205ZM208 120H209V117H208ZM208 120H207V123H208ZM211 120V119H210ZM228 120H230V119H228ZM228 120H226V121H228ZM234 120H236V119H234ZM233 120V121H234ZM4 121V120H3ZM5 121H6V124L8 123L9 124V121L8 120H6L5 119ZM8 121V122H7ZM12 121L13 122H15V118H13L12 119ZM11 121V122H12ZM18 121V120H17ZM16 121V123L18 124V122ZM28 121H29V119H28ZM62 121H60V122H62ZM123 121V122H124ZM128 121V120H127ZM194 121H196L197 123H198V121L197 120H195L194 119ZM200 121H202V120H200ZM226 121H225V123H226ZM230 121H232V118H231V120ZM244 121V120H243ZM243 121H241V122H243ZM248 121V120H247ZM250 121V120H249ZM255 121V120H254ZM254 121L253 122H251L250 121V126H253V124H251V123H254ZM262 120H259V122H261ZM11 122H10V125L11 126H13V125H15V124H11ZM12 122V123H13ZM21 122L23 123V121L21 120ZM25 122V121H24ZM64 122V121H63ZM73 122H74V120H73ZM117 123H119L118 122V120L116 121ZM122 122V123H123ZM129 122H132V121H129ZM134 122H135V120H134ZM204 122V121H203ZM203 122L201 123V124H203ZM206 122V121H205ZM229 122V121H228ZM240 121H239V123H236L235 122V124H240L241 123ZM245 122V123H244ZM243 123L246 125L247 124V122L246 121H244ZM258 122V121H257ZM68 123L69 122H67V125H68ZM71 123V122H70ZM86 123H88V122H86ZM89 123H92V121H90ZM88 123V124H89ZM109 123V122H108ZM206 123V124H207ZM212 123V124H213ZM219 123V124H220ZM256 123V122H255ZM255 123H254V126H255ZM264 123V122H263ZM0 124L2 125V122H0ZM36 124H38V122L36 123ZM43 124H45L46 125V121H45V123L43 122ZM50 124H48V125H50ZM60 124V123H59ZM58 124V125H59ZM61 124H63V123H61ZM121 124V123H120ZM129 124H131V123H129ZM196 124V123H195ZM194 124V125H195ZM200 124V123H199ZM205 124V125H206ZM215 124H213V125H215ZM218 124V125H219ZM227 124V123H226ZM229 124H233V123H228L227 125H229ZM257 124V123H256ZM1 125H0V127H1ZM3 125H5L4 124V122H3ZM9 125V126H10ZM18 125H21L20 123L18 124ZM17 125V126H18ZM28 124H27V122H26V126H27ZM34 125H35V123H34ZM33 125V126H34ZM45 125H44V128H45ZM48 125H46L47 127H48ZM57 125V124H56ZM55 125V126H56ZM57 125V126H58ZM67 125H63L64 126V130H62V128H63V126H62V128L60 127V129L62 130V131H66L67 133L69 132L70 133V131L68 130H66V129H68L69 128V126H67ZM87 125V124H86ZM109 125V124H108ZM132 125L133 124H131V129H132ZM134 125H135V123H134ZM208 125V124H207ZM206 125V126H207ZM212 125V126H213ZM222 125V123L219 125V126H221ZM225 125V124H224ZM234 125V124H233ZM241 125H243L242 123H241ZM248 125V126H249ZM261 125H262V122H261ZM8 126V125H7ZM7 126H4V127H7ZM23 126V125H22ZM40 126H42V123H41V125L39 124V128H40ZM54 126V125H53ZM60 126V125H59ZM85 126V125H84ZM99 127H100V129H101V126L100 125H98ZM115 126V125H114ZM119 127H120V131H121V127L122 126H120V125H118ZM126 126V125H125ZM130 126V125H129ZM129 126H126V127H129ZM195 126H197V125H195ZM204 126V125H203ZM212 126L210 125V127L209 126H207V128L209 127L210 129L209 130H213L212 129ZM217 126V125H216ZM231 126V125H230ZM238 126V125H237ZM250 126H249V128H250ZM258 126V125H257ZM263 126V125H262ZM261 126V127H262ZM19 127V126H18ZM21 127V126H20ZM19 127V128H20ZM35 127V126H34ZM43 127V126H42ZM46 127V128H47ZM50 127V126H49ZM52 127V126H51ZM68 127V128H67ZM88 127H90V126H88ZM98 127V128H99ZM126 127H124V129L126 128ZM194 127V126H193ZM192 127V128H193ZM200 127L201 128H203L201 125L199 126V128H198V131L200 130ZM224 127H226V126H224ZM224 127H222L223 129H224ZM233 127V126H232ZM242 127V126H241ZM261 127H259V131L260 130H262L261 129ZM10 128V127H9ZM17 128V127H16ZM36 128V127H35ZM35 128H33V129H35ZM66 128V129H65ZM86 128V127H85ZM93 128V127H92ZM103 128V127H102ZM110 127H108V129H109ZM113 128H117V127H113ZM123 128V127H122ZM195 128V127H194ZM239 128H240V126H239ZM243 128H246V129H249V128H247V126L245 127H243ZM251 128H253V127H251ZM250 128V130H254V128L253 129H251ZM258 128V127H257ZM11 129V128H10ZM12 129L14 130L15 128H13L12 127ZM22 129H24V128H22L21 127V129H18V130H22ZM25 129H26V127H25ZM32 129V130H33ZM99 129V130H100ZM118 129V128H117ZM123 129V130H124ZM136 129V128H135ZM196 130H197V127L195 128ZM206 129V128H205ZM217 129V128H216ZM226 129V128H225ZM231 129V128H230ZM241 129V128H240ZM264 129V128H263ZM7 130V129H6ZM9 130V129H8ZM27 130V129H26ZM37 130V129H36ZM36 130H35V132H36ZM71 130V129H70ZM89 130H90V128H89ZM107 130V129H106ZM116 130V129H115ZM127 130V129H126ZM125 130V131H126ZM134 130V129H133ZM137 130V129H136ZM135 130V131H136ZM190 130H191V127H190ZM202 130V129H201ZM207 130V129H206ZM228 130H229V128H228ZM249 130V131H250ZM256 130V129H255ZM16 131V130H15ZM24 131V130H23ZM31 131V130H30ZM42 131H44L43 129H42ZM42 131H40V132H38L37 131V133H41V135H42V138L44 137L45 138V135L42 133ZM47 131H48V129H47ZM46 131V132H47ZM101 131H102V129H101ZM103 131H105V130H103ZM109 132L111 131V130H108ZM108 131H107V133H108ZM138 131V133H139V130H137ZM136 131V132H137ZM195 131V130H194ZM194 131H193V133H194ZM208 131V130H207ZM218 131V130H217ZM231 131L232 132H230V133H233V130L231 129ZM235 131H237V129H235ZM235 131H234V134L233 135H235ZM239 131H241V130H239ZM249 131H247L246 133L248 134L249 133ZM264 131V130H263ZM13 132V131H12ZM21 132V131H20ZM33 132V131H32ZM31 132V133H32ZM45 132V131H44ZM65 132V135L67 136V133ZM97 132H98V130H97ZM118 132V131H117ZM122 132H124V131H122ZM127 132H129L128 130H127ZM132 132V131H131ZM130 132V133H131ZM134 132V131H133ZM136 132H134V133H136ZM145 132V131H144ZM189 130H188V137H190V138H188L187 137V139H189V141H190V139H191V135L193 134V133H191L190 134V136H189ZM210 132V131H209ZM257 132H258V129H257ZM262 132V131H261ZM261 132H259V133H261ZM3 132H1V134H2ZM15 133V132H14ZM16 133H17V131H16ZM21 133H23V132H21ZM21 133L19 134V133H17V134H19V135H21ZM74 133H76V131L74 132ZM99 133V132H98ZM97 133V134H98ZM119 133V132H118ZM125 133V132H124ZM200 133V132H199ZM198 133V134H199ZM213 133V132H212ZM211 133V134H212ZM220 133L222 134L223 132H222V130H220ZM254 132H251V136H253L254 134H255V136H256V133H254ZM34 134H36V133H34ZM47 134V133H46ZM72 134H73V130H72ZM106 134V133H105ZM114 134V133H113ZM112 134V137L115 135H113ZM120 134H121V132H120ZM129 134V133H128ZM201 134H202V132H201ZM210 134V133H209ZM216 134V136H218L217 134L218 133H215ZM215 134H213L214 136H215ZM221 134H219V135H221ZM226 134V133H225ZM224 134V135H225ZM236 134H239L238 133V131H237V133ZM3 136H4V133L2 134ZM19 135H16V136H19ZM33 135V134H32ZM31 135V136H32ZM37 135V134H36ZM40 135V136H41ZM76 135V134H75ZM79 135V134H78ZM78 135H77V138H80V137H78ZM99 135H100V133H99ZM131 135H136V134H131ZM130 135V137L132 138V136ZM138 135V134H137ZM193 135H196V134H193ZM229 134H226V138H227V136H228ZM240 135H241V133H240ZM243 136H244V134H242ZM258 135V134H257ZM261 135V137L263 136V133L262 134H260ZM2 136V137H3ZM7 136V135H6ZM16 136H15V138H16ZM39 135H37V137H38ZM47 136V135H46ZM116 136H118V135H116ZM115 136V137H116ZM187 136V135H186ZM198 136V135H197ZM197 136L195 137V138H197ZM202 136V135H201ZM206 136H208V135H205L204 137H206ZM210 136H212V135H210ZM215 136V137H216ZM223 136V135H222ZM230 136V138H232L233 136H231V134L229 135ZM238 136V135H237ZM250 136V137H251ZM1 137V136H0ZM5 137V136H4ZM12 137H14V135L12 136ZM34 136H32V138H33ZM36 137V138H37ZM76 137V136H75ZM100 137V136H99ZM102 137V136H101ZM114 137V138H115ZM120 137V136H119ZM137 137V136H136ZM162 137V136H161ZM200 137V136H199ZM203 137V136H202ZM219 137V136H218ZM221 137V136H220ZM239 137V136H238ZM235 138L236 140L237 139H239V138ZM242 137V136H241ZM240 137V138H241ZM35 138V137H34ZM76 138V139H77ZM129 138V137H128ZM134 138V137H133ZM194 138V137H193ZM208 138H210V137H208ZM223 138V137H222ZM222 138L220 139V140H222ZM229 138V137H228ZM227 138V139H228ZM229 138V139H230ZM247 138H248V135H247ZM254 138V137H253ZM252 138V139H253ZM258 138V140L260 141V137H257ZM1 139H3V138H1ZM8 139V138H7ZM40 139H41V137H40ZM97 139H98V137H97ZM117 139V138H116ZM130 139V138H129ZM135 139V138H134ZM198 139V138H197ZM203 138H201V139H199V140H202ZM212 139H213V137H212ZM215 139V138H214ZM234 139V138H233ZM262 139H264L263 137H262ZM5 140V139H4ZM10 140H12V139H10ZM33 140V139H32ZM31 140V141H32ZM35 140H37V139H35ZM35 140H33V141H35ZM78 141H81V139H77ZM103 140V139H102ZM115 140V139H114ZM194 141L196 140V139H193ZM205 140V142H206V138H204L203 139V141ZM211 140V139H210ZM209 140V141H210ZM224 140H225V138H224ZM224 140H222V141H224ZM241 140H243V138L241 139ZM240 140V141H241ZM248 140H249V138H248ZM246 141V140H244L245 142H251L250 140L249 141ZM256 139L254 138V140H252V142L253 141H255ZM257 140V141H258ZM1 142H2V140H0ZM14 141V140H13ZM32 141V142H33ZM98 141V140H97ZM96 141V142H97ZM111 141H112V138H111ZM129 143H128V142ZM126 142L128 143V144H130V140H127ZM132 141H135V140H132ZM131 141V142H132ZM188 141V142H189ZM192 141V140H191ZM192 142V143H195V142ZM208 141V140H207ZM216 141H217V143H216V146H221V144H219L218 142V138H216ZM222 141H220V142H222ZM229 141V140H228ZM227 141V145H228V142ZM231 141V140H230ZM239 141V140H238ZM237 141V142H238ZM239 141V142H240ZM258 141V142H259ZM15 142H16V139H15ZM15 142H13V143H15ZM37 142V141H36ZM35 142V143H36ZM38 142H40V143H42V141L40 140V141H38ZM63 142V141H62ZM62 142H60V143H58V144H60L61 146L63 145V147L67 144V142H66V144L64 145ZM72 142V141H71ZM99 142H100V139H99ZM109 142H110V140H109ZM117 142V141H116ZM115 142V143H116ZM199 142H201V141H198V143ZM211 142H212V140L210 141V144H211ZM214 142V141H213ZM236 142V141H235ZM244 142V143H245ZM255 142V144H260L261 142H263V141H261V142ZM3 143V142H2ZM35 143H32V144H34L35 145ZM40 143H37V144H40ZM132 143H134V142H132ZM196 143H197V141H196ZM207 143V142H206ZM209 143V142H208ZM224 143H225V141H224ZM224 143L222 144L223 145V147H224ZM234 143V142H233ZM242 143H243V141H242ZM10 144H11V142H10ZM16 144H17V142H16ZM36 144V145H37ZM83 144V143H82ZM174 144H176L175 142H174ZM173 144V145H174ZM203 143H201V145H202ZM214 144V143H213ZM225 144V145H226ZM235 144V143H234ZM234 144H232V142H231V144L229 145L230 147H231V149H229V151H227V153L224 155L225 156V158L227 159V157H226V155L228 154V152L230 153V150L232 151V147L233 146H231V145H234ZM237 145H240L241 146V144H239V143H236ZM235 144V145H236ZM3 145V144H2ZM2 145H0L2 148H3V146ZM14 145V144H13ZM75 145H77V144H75ZM79 145V144H78ZM84 145V144H83ZM93 145H95L94 143H93ZM115 145V144H114ZM131 145V144H130ZM129 145V146H130ZM172 145V146H173ZM195 145V144H194ZM212 145V144H211ZM226 145V146H227ZM234 145V146H235ZM243 145V144H242ZM248 146H249V144H247ZM69 145L67 144V147L65 146V148L66 149H68V150H70V148L68 147ZM74 146V145H73ZM81 146V145H80ZM87 146V145H86ZM97 146V145H96ZM126 146V145H125ZM128 146V145H127ZM133 146V145H132ZM131 146V147H132ZM135 146V145H134ZM133 146V147H134ZM146 146V145H145ZM179 146V145H178ZM203 146H205V149H206V146H208L207 148H209V145L207 144V145H203ZM229 146H227V147H229ZM239 146V147H240ZM245 146V145H244ZM254 145L252 144V146L250 145L249 147L250 148H252ZM261 146H262V144H261ZM260 146V148H264L263 146L261 147ZM63 147H61V148H63ZM71 147V146H70ZM75 147V146H74ZM73 147V148H74ZM95 147V146H94ZM93 147V148H94ZM175 147V151H176V148H177V146H174ZM180 147V146H179ZM182 148H183V146H181ZM180 147V148H181ZM211 148H212V146H210ZM214 147H215V145H214ZM227 147H226V150H227ZM236 147H238V146H236ZM238 147V148H239ZM249 147H247L248 149H250ZM257 147V146H256ZM259 147V146H258ZM257 147V148H258ZM1 148V149H2ZM60 148V147H59ZM58 148V149H59ZM72 148V147H71ZM76 148V147H75ZM75 148H74V151H75ZM80 148V147H79ZM92 147H91V149H93ZM135 148V147H134ZM133 148V149H134ZM172 148V147H171ZM181 148V149H182ZM218 148V147H217ZM216 148V149H217ZM219 148H222V146L221 147H219ZM237 148V149H238ZM241 148V147H240ZM239 148V149H240ZM257 148H253V151L255 150L256 152H257ZM64 149V148H63ZM89 149V148H88ZM133 149H131V150H133ZM143 149V148H142ZM180 149V150H181ZM185 149V148H184ZM184 149H183V151H184ZM196 149V148H195ZM199 149V148H198ZM204 149V150H205ZM224 149V148H223ZM234 149H235V147H234ZM237 149H235V151L237 150ZM126 151H127V149H125ZM130 150V151H131ZM180 150H178V151H180ZM186 150H187V148H186ZM190 150V149H189ZM188 150V151H189ZM209 151H210V149H208ZM212 150H214L213 148L211 149V151ZM219 150V149H218ZM221 150V149H220ZM219 150V151H220ZM225 150V149H224ZM223 150V151H224ZM242 150H244V149H242ZM251 150V149H250ZM258 150H259V148H258ZM264 150V149H263ZM39 151V150H38ZM74 151H72V149H71V151L70 152H74ZM129 151V152H130ZM146 151V150H145ZM142 152V153H146V152ZM188 151H186V152H188ZM194 151V150H193ZM192 151V153H194ZM198 151V150H197ZM196 151V152H197ZM209 151H208V153H209ZM217 153L216 154H218V151L217 150H215ZM223 151H221V153H223ZM234 151V150H233ZM232 151V153H234ZM249 151V150H248ZM30 152H31V150H30ZM33 152V151H32ZM35 152V151H34ZM69 152V153H70ZM149 152V151H148ZM147 152V153H148ZM168 152H170V151H168ZM171 152H172V150H171ZM177 152V151H176ZM195 152V153H196ZM202 152V151H201ZM200 152V153H201ZM206 152H207V149H206ZM206 152H204L205 153V155L207 154ZM173 153V152H172ZM171 153V156L172 157H168L169 159L170 158H173V154ZM184 153V152H183ZM203 153V152H202ZM201 153V154H202ZM214 153V152H213ZM232 153H230L229 155H232ZM236 153H237V151H236ZM239 153V152H238ZM245 153V152H244ZM259 153H260V151H259ZM28 154V156H29V154H31V153H27ZM167 154V153H166ZM180 154V153H179ZM200 154V155H201ZM215 154V155H216ZM241 154H243L242 152H241ZM240 153H239V155L240 156H242ZM253 154H254V152H253ZM261 154V153H260ZM259 154V155H260ZM262 154H263V152H262ZM261 154V155H262ZM180 155H183L182 157L184 158V156L186 155V153L185 154H182V152H181V154ZM188 156H189V152H188V154H187ZM190 155H191V152H190ZM208 155V154H207ZM214 155V156H215ZM219 155H220V153H219ZM223 155V154H222ZM246 156V158H247V154H245ZM260 155V156H261ZM26 156V155H25ZM110 156V155H109ZM113 156V155H112ZM112 156H110V157H108V158H110V159H112L113 157ZM162 157V159H163V154L161 155ZM169 156V155H168ZM192 157H194V155H191ZM204 156V155H203ZM210 156H211V154H210ZM212 156H213V154H212ZM213 156V157H214ZM250 156H252L251 154H250ZM263 156V155H262ZM167 157V156H166ZM166 157H164V159L166 158ZM180 157V156H179ZM182 157H180V158H182ZM201 157V156H200ZM199 157V158H200ZM205 157V156H204ZM221 157V156H220ZM239 157V156H238ZM244 157V156H243ZM244 157V158H245ZM249 157V156H248ZM258 157V156H257ZM105 158H107V157H105ZM191 158V157H190ZM189 158V159H190ZM195 158V157H194ZM203 158V157H202ZM206 158H207V156H206ZM212 158V157H211ZM216 158H218V157H216ZM231 158V157H230ZM229 158V156H228V159H230ZM242 158V157H241ZM252 158H255V157H252ZM259 158V157H258ZM261 158H263V157H261ZM64 159V158H63ZM66 159V158H65ZM162 159H160L161 161H162ZM168 159V160H169ZM214 159V158H213ZM219 159V158H218ZM221 159H223V158H221ZM227 159V160H228ZM256 160V163L255 164H257V158H255ZM264 159V158H263ZM263 159H261L262 161H264ZM61 160V159H60ZM191 160H193V159H191ZM200 161H201V159H199ZM206 160V159H205ZM204 159H203V161H205ZM217 160V159H216ZM216 160H214V161H216ZM239 160V159H238ZM241 160V159H240ZM243 160V159H242ZM242 160H241V164H244L246 161V159H244V163H242ZM247 160H248V158H247ZM259 161H261L260 159H258ZM63 162H65L64 160H62ZM62 161H60V162H62ZM164 161V160H163ZM171 161V160H170ZM170 161H168V162H170ZM180 161H182V160H180ZM185 161V160H184ZM221 161L222 160H220V163H221ZM249 161H251L252 162V160H249ZM248 161V162H249ZM165 162V161H164ZM163 162V163H164ZM167 162V160H166V163H168ZM186 163L188 162V160L187 161H185ZM222 162H224V161H222ZM226 162V161H225ZM225 162L223 163L224 164V166H226V164H225ZM228 162V161H227ZM233 162V161H232ZM250 162V165L251 164H253V163H251ZM254 162V161H253ZM162 163V164H163ZM183 164H184V162H182ZM204 163V162H203ZM205 163H206V161H205ZM218 163V162H217ZM247 163V162H246ZM246 163H245V165H246ZM28 164H30V163H28ZM33 164H35V163H33ZM161 164V165H162ZM215 164H216V162H215ZM255 164H253V166H255V168H257L256 166L257 165H255ZM260 164H261V162H260ZM187 165V164H186ZM186 165H184V166H186ZM218 165H220L219 163H218ZM248 165V167H250V165L249 164H247ZM207 166V165H206ZM223 166V165H222ZM247 167V166H246ZM246 167L244 166V168H245V170H246ZM247 167V168H248ZM260 167V166H259ZM258 167V168H259ZM263 167V166H262ZM185 168H187V167H185ZM184 168V169H185ZM239 168H243V167H239ZM243 168V169H244ZM180 169H181V167H180ZM182 169H183V167H182ZM182 169H181V172H182ZM183 169V170H184ZM189 169V168H188ZM221 169H223V168H221ZM177 170H179V169H177ZM192 170H193V168H192ZM224 170H225V168H224ZM252 170V171H251ZM251 170H250V168H249V172H253L254 170H256V169H254V168H252L251 167ZM259 170H261V169H259ZM189 171V170H188ZM217 171V170H216ZM223 171V170H222ZM241 171V170H240ZM244 171V170H243ZM248 171V169L246 170V172ZM256 171H258V170H256ZM262 171H264V168H262ZM174 173H175V171H173ZM180 172V173H181ZM218 172H220V171H218ZM229 172V171H228ZM246 172H244V173H246ZM248 172V173H249ZM255 172V171H254ZM254 172H253V174H254ZM260 171H258V173H259ZM185 173H187V172H185ZM221 173H224V172H221ZM230 173V172H229ZM262 173V172H261ZM168 174V173H167ZM177 174H179V173H177ZM198 174V173H197ZM201 174H203L202 172H201ZM227 174V173H226ZM238 174H240V173H238ZM247 174V173H246ZM256 174V173H255ZM254 174V175H255ZM170 175V174H169ZM168 175V176H169ZM180 175V174H179ZM194 175V174H193ZM206 175V174H205ZM225 175V174H224ZM228 175V174H227ZM226 175V176H227ZM249 176H250V174H248ZM247 175V176H248ZM257 175V174H256ZM263 175H264V173H263ZM177 175L176 174H174V177H176ZM198 176H200V173L198 174ZM217 176H218V174H217ZM219 176H222V174H220ZM229 176V175H228ZM253 175L251 174V177H252ZM166 177V176H165ZM164 177V178H165ZM193 177V176H192ZM203 177V176H202ZM205 177V176H204ZM208 177V176H207ZM206 177V178H207ZM223 177V176H222ZM240 177V176H239ZM251 177H249V178H251ZM256 178H257V180H259L260 178H258V177H260V173H259V176H255ZM163 178V179H164ZM166 178H168V177H166ZM171 178V177H170ZM172 178H173V174H172ZM177 178V177H176ZM209 178V177H208ZM208 178L206 179L207 180V182L208 181H212V180H210L211 179V177L209 178V180H208ZM221 178V177H220ZM219 178V179H220ZM248 178V179H249ZM174 179V178H173ZM201 179V178H200ZM199 178L197 179V181H195V182H198V180H200ZM217 179V178H216ZM222 179V178H221ZM252 179V178H251ZM253 179L255 180V178L253 177ZM252 179V181H254ZM213 180H215V179H213ZM218 180V179H217ZM222 180H225V177L222 179ZM250 180V179H249ZM161 181V180H160ZM164 181H165V179H164ZM256 181V180H255ZM166 182H169V181H166ZM204 182V181H203ZM251 182V181H250ZM163 183V182H162ZM200 183H201V180H200ZM212 183H213V181H212ZM216 183V182H215ZM214 183V186H217V184H215ZM90 184V183H89ZM157 184V183H156ZM158 184H160L159 182H158ZM157 184V185H158ZM167 184V183H166ZM165 185V184H164ZM163 185V186H164ZM213 185V184H212ZM212 185H210V186H212ZM158 186H161L162 187V185H158ZM136 187V186H135ZM165 187V186H164ZM187 187V186H186ZM190 187V186H189ZM193 187H196V186H193ZM192 187V188H193ZM213 187V186H212ZM251 187V186H250ZM91 188H93V186H91L89 189H91ZM160 188V187H159ZM191 188V189H192ZM221 188V187H220ZM219 188V189H220ZM247 188V187H246ZM257 188V187H256ZM88 189V190H89ZM163 189V188H162ZM166 189V188H165ZM194 189V188H193ZM234 189V188H233ZM250 189V188H249ZM252 189H253V187H252ZM136 190V189H135ZM167 190V189H166ZM195 190V189H194ZM194 190H190V191H194ZM136 191H138V190H136ZM223 191V190H222ZM226 192V191H225ZM228 192V191H227ZM91 193H92V191H91ZM137 193V192H136ZM135 193V191H134V195L136 194ZM223 193H224V191H223ZM252 192L250 191V194H251ZM254 193V192H253ZM129 194H131V193H129ZM221 194V193H220ZM229 194V193H228ZM132 195V194H131ZM140 195V194H139ZM220 196V195H219ZM218 196V197H219ZM225 196V195H224ZM229 196V195H228ZM227 196V197H228ZM247 196V195H246ZM250 196H252V195H250ZM250 196H248V197H250ZM127 197V196H126ZM140 197V196H139ZM226 197V196H225ZM135 198H137L136 196H135ZM127 199H128V197H127ZM130 199H132V198H130ZM139 199V198H138ZM213 199V198H212ZM223 199V198H222ZM222 199H220V200H222ZM228 199V198H227ZM124 200V199H123ZM140 200V199H139ZM217 200H219V199H216V201ZM224 200H226V199H224ZM131 201V200H130ZM132 201H133V199H132ZM135 201V200H134ZM137 201V200H136ZM171 201H173V200H171ZM227 201H229V200H227ZM231 201V200H230ZM138 202V201H137ZM176 202V201H175ZM174 202V203H175ZM132 203V202H131ZM168 204L170 203V201L169 202H167ZM172 203V202H171ZM230 203V202H229ZM133 204V203H132ZM177 204V206H178V204L179 203H176ZM183 204V203H182ZM181 203H180V205H182ZM179 205V206H180ZM184 205V204H183ZM189 205V204H188ZM187 205V206H188ZM192 205V204H191ZM191 205H189V206H191ZM170 206V205H169ZM171 206H173V204L171 205ZM174 206H175V204H174ZM179 206H178V209H179ZM186 206V208H190L189 206L187 207ZM146 207V206H145ZM191 207H193V205L191 206ZM149 208V207H148ZM176 208V207H175ZM173 210H174V208H172ZM177 209V208H176ZM181 209V208H180ZM179 209V210H180ZM149 210V209H148ZM171 210V209H170ZM222 210V209H221ZM178 211V210H177ZM219 212H220V210H218ZM218 211H216V212H218ZM176 212V211H175ZM174 212V213H175ZM179 212V211H178ZM155 213V212H154ZM168 213V212H167ZM157 214V213H156ZM160 214V213H159ZM162 215V214H161ZM188 219V218H187ZM188 221V220H187ZM189 223V222H188ZM187 223V224H188ZM185 224V223H184ZM214 225V224H213ZM183 226V225H182ZM185 226V225H184ZM183 229V228H182ZM215 229V228H214ZM213 229V230H214ZM179 238V237H178Z\"/></svg>","mask_w":264,"mask_h":264}]
</instances>
